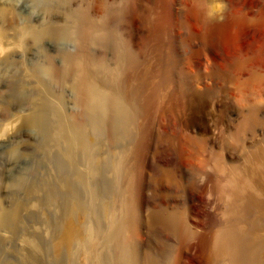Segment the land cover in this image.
Segmentation results:
<instances>
[{
  "label": "bare ground",
  "instance_id": "obj_1",
  "mask_svg": "<svg viewBox=\"0 0 264 264\" xmlns=\"http://www.w3.org/2000/svg\"><path fill=\"white\" fill-rule=\"evenodd\" d=\"M32 1H36V0H32ZM37 1L34 2V3L36 4ZM39 1H40L41 4H44L42 6H45V4H46L45 2L46 1L47 2L51 1L50 3H52V0H49V1L48 0H46V1L45 0L44 1L43 0L42 1L39 0ZM53 1H54V3H52V4L53 5L57 4L58 7L56 8V6H54L55 7L54 8L52 6V9H55V11H57L59 13L61 12V10L58 11L59 8L60 9H62V8L65 9V7H67L66 5H68L69 8L67 7V9H70V7H71L70 5H72L73 4L72 2H74V0H64V1L61 0V2L63 1L62 2L63 4H64V2L67 1V3L65 4V7L61 6L62 7L61 8V7H59L60 6L59 4H61L60 0H57V1L53 0ZM93 1H94V3L91 2V0L88 1V2H90L88 4H91V5H89L90 8H91L92 4H94V6L92 8V9H94L93 10L94 12H92V10H90L92 13L89 11L91 14H89V12H87V14H89V15H92V14L96 15L97 14L98 16H96V17H99V14H100V17L98 19L95 18V15L90 16L91 17L90 18L89 15H87L85 13L86 9L87 8L89 9L88 4L86 6L87 8L85 9L84 6L86 4H83V6H81L82 4L80 5V3H78V2H80L79 0L77 1L78 5H77L76 2H75L76 4H73V5L74 6L77 5L76 7H79L80 10L82 8H84L85 10L82 9V12H81V11H79V9L75 10V8L73 9V7H71L72 8L71 11L65 9L67 12L64 15L62 14V12L60 13L61 17H64V19H65V21L62 20L63 18L60 19V21L62 20V23L64 24V28H65V30L62 29V31H64L63 32L64 35L62 34L64 36V38L66 37L65 32L68 34L67 35L68 38H69V36L71 34H72V36H73V34L74 35L76 34L75 36H77L76 37L77 40H75L76 38L74 39V37H70L69 38L70 40H71V38H73L75 40V42H74L73 39H72V41L74 43H76V41H77V47L76 48L74 47L75 53L74 54L72 53L73 55L72 54L70 55V52H66V54L69 53V55L66 57L67 64H65V62H63L66 65L65 68L63 69V68L56 67L57 65L53 66L54 61H56V60L54 59V61H52L51 57H53V56L50 54L51 52L47 53L45 55V59H46L45 62H47V64L44 62L46 64L45 69L48 70V72L50 74V77L52 78V79L51 78L50 79L52 81H54L55 83L56 82L59 83L60 81H63L61 79H64V83H65V79H68L67 77H69V79L67 80V81L70 82L68 87L70 85L73 86V88L75 90L74 91L75 94L74 93L73 94L76 96L77 104L79 106V107H77L79 109H76V108H74V109L80 111V107H81L82 108L81 109V113H83V112L85 113V117H86L85 120L83 119V121H81L80 120L81 116H79L81 114L78 112L79 114L77 115V113L75 112L76 110H75L74 111V114L76 113L75 116H78L80 118L76 117L75 118V120H76L75 122L71 121L72 122L71 127H66V126H64L63 123L62 124H63V126L65 128L58 127V128H60L59 130H61V134H63L62 138L61 137H56L55 135H52L53 134L52 131L55 128L52 129V125L54 123L53 124L51 123L52 125L50 126V122H49L50 118H48L49 120L46 118L47 121H48V126L46 125L47 127L43 126L46 122L43 123V124H38V122H36L35 119L34 120L31 119V121H33V122H30L29 120H27V121L24 120L26 118H23L25 123L23 121H19V119H17V121H19L18 123L16 121H14L15 123H13V120H15V119L10 121L14 126L16 125V123H17V126H18V125H20V122H21V124L23 122L24 123V127H25V124H26L27 127H29V126L32 127L33 129L32 128L31 129L34 130V132H35V130L37 131L38 129L41 132V129H40L41 127L42 128H46V133H45L44 129L42 130L45 135L44 134L43 135H39V133H38V135H39L38 136L37 133H36L35 136H38V138L40 136H43V137L45 136L44 138L42 137V139H43L42 142L44 141L43 142V146L42 147L40 146L44 153L41 152V151L40 152L44 156L47 155V157L44 158L43 160L41 159L39 162H36V160H35V163H37L36 164L37 168H35V166H34L35 164L34 165L32 164V167H34L33 171L31 172L29 170L30 171L29 175L31 177H33L32 179L30 178L29 180H33V179L36 178L35 180L38 181V182H37V184L35 183V185L33 187L28 189L27 193H28L29 199L25 200V202L27 201L26 204L25 203L22 204V202H21L22 207L21 206H19V207H21L22 209L21 208L17 209V210H20V209L22 210V212L19 211V213H23V212L25 213V211L27 212L26 213L27 215L26 214H24V215L23 214H18L19 215L18 218H19L20 223H24L25 224L24 227H26V229L28 228L26 230L23 227L25 229V231H27V234L24 232L25 233V234H23L24 237H22V235L20 237V233H22L24 231V229H22V232L19 233L18 236L20 238H24L23 240L19 239L20 242L18 241L20 247L18 246V242L16 241L18 239H14L15 240L14 242H16L15 244H17L18 247L16 246V248L14 249L13 246H15V244L12 246V248H13L12 252L13 253L12 252L9 253V254H11V256L7 255V256H9V258L6 256L7 259L5 260L4 264H63L62 261H59L61 255L59 256L58 252H57V255L59 257L55 255L56 256L55 258H57V257L59 258L58 260H55L53 258V256H50V254L51 253L54 254V252L56 250H58V249L60 251V248L63 251V248H65V247L62 248L61 244H64V243L68 244L66 249H69V252L71 251L70 248H72V247L68 248L70 246L69 243L71 241V243L73 244L72 241H74L76 239L74 237V235H76L77 232L79 233V230L76 231V228L78 229L79 227H76L78 225H75L76 224L75 222H77L80 217L79 216L76 217L75 214L82 207L84 208V203H86L85 200L82 201L83 203L82 202L80 203L79 200H78V202L75 201V200H77V198L80 195L79 192L81 193L80 188H78L75 185L78 182L74 183L73 186H72L71 182L68 181L70 179V177L68 178L69 175L72 177L71 180H73V178H74V179H77V181L81 180V178L83 179V177L85 175L88 177L87 174L82 175L83 174L82 172H85L84 169H82V170H84V171H82L81 169L76 168L77 167L76 164L78 163V157H77V155H78L77 152L78 151H76V149L77 148L79 149L78 146H80V145H76V142L74 143L73 135L78 134L77 131L79 132V135H80V133H84L88 129H90V130H92L94 132L98 131L100 128H103V127H105V128L107 127V129H108L109 125H108L107 122H105V119L107 117H109L108 121L110 120V117H112L111 118V121H112L111 125H113L112 129L114 128V130H116L117 124H118V129L121 126V124L124 125V126H121L123 129L129 127V129H127L126 134L123 133L126 130H123L120 127V129L123 130V132L121 131V134L123 133V136L125 134V136H126V137L124 136L125 138H127V136H128V138H130L131 136H129L128 134L131 133L130 132L131 129H134L133 126H135V125H132L131 121H132L133 114H135L133 109H134V107L137 104V102H136L137 99H139V97L138 98H134V99H136V101L133 99V97H135L134 95H136V89H137L136 88L137 87V83L136 82H138V80H140L142 76H146V75H143V74L139 73L140 76L137 78V75H139L138 71L142 68V67L140 68V66H142L141 62H143V60H146L144 58L143 53H142V50H143L142 47H144V44H146L145 46H147L146 37H147L148 33L145 34L142 31H146L147 29L145 30L144 27H149L150 25H152V23H154V21L156 19H158V17L160 18V16L156 15V13L154 14L156 16L152 15L153 17L147 14V17L150 16L149 19H151V17L152 18H156L158 16L156 19H153L154 21L152 23L150 22L151 21L150 20L149 21L150 25L148 26V24H149L148 20L149 19L146 18V16H145L146 12L144 14L143 10L146 9L147 7H149L148 5H149L150 0H129L130 1V5L128 4V0H127V3H126L127 5L124 6V8L127 9L128 7H130V12L128 11V13H129V15H128L129 22L128 23L130 25L128 23H122L121 25L127 24L126 25L127 27L129 25V28H127L129 30H127L126 27L123 26L125 28V30L127 31V34H128L127 37H129V38H127L128 39L127 40L128 41L127 44L125 42L121 43V41H120V46H122L121 44L125 43V45L124 44L123 45L126 47L125 50L128 51L129 50L128 47L132 46V44L134 45L135 49L133 47V49H132V51L130 53L134 52L135 54L133 53L131 55L129 53V51H128V53L131 55V57L134 56V58L132 57L134 62H137V61L140 60L139 61L140 62L139 66H138V64L134 63L135 64V68L138 67L140 69L133 68L134 66H132L131 65L132 63L130 64V62H129V60H132V59H128L127 60L128 62L125 61L126 58L130 57V55L128 54V57H125V56L123 57L122 54H120V52L125 51L124 49L121 50V51L118 50V51H120L118 53L120 55H115V56H118V57L120 56L121 59L125 58L124 61L127 62V64H126L127 66L125 65L126 69H127L126 71L132 70V71H130V73L126 72L124 70L128 74L127 75L126 73H122V75L126 74V77H125L124 75L122 76L121 73H120L122 71V69H125L123 60H120V58L118 59L117 57L115 59V56H113L114 60H120V62L117 61V64H116L117 66H115V64H114L116 62H113V65L115 67H117V68H115L112 65L117 73L113 72L115 70L112 68V66H110V63H112V62L109 63V61H108V59L111 58L112 52H116V51H113L114 48L112 47V44L114 45L116 40L119 41L121 39V38L118 39V38L114 37L116 40L112 42V40H113L112 37L113 36L111 35V32H115L116 31V33H114V35L117 34L118 32H120V31L116 30V26H114V30L113 31H111V27H110V24H112V22L114 21V20L112 21L110 19L119 15V13L116 14L115 11L111 10V9L114 10L117 6L114 7V8L111 7V9L109 8L107 10V12H106L105 10H106V8H108L107 4H109L112 0L111 1L93 0ZM113 1H116V0H113ZM113 1H112V3H114ZM122 1H124V0H122ZM157 1L158 0H156L155 2H157ZM201 1L198 0L197 1L198 4H199V2L201 3ZM69 2H71L70 5L68 4ZM161 2H163V1L161 0ZM166 2H167V0H166ZM166 2H163V4L166 3ZM170 2H172V0ZM173 2H175V1H173ZM173 2H172V4H173ZM50 3L49 4L47 3L46 6L50 7ZM83 3H84V0H83ZM117 3H119V2H117ZM124 3H125V1H124ZM124 3L123 4L121 3V4L125 5ZM202 3L204 4L203 5L204 7H201L203 9V11L200 10L201 8L200 9L198 8L199 6L198 7L196 6L197 7L196 9H192V7L195 6V4L192 5L190 3L192 5V7H188L187 6L188 9L190 8V10L188 11V15H187V18H189V19H187V20L190 21V23L188 25H190L193 28V31L191 30V32H194V33L196 32L197 33V34L195 33V35L193 34L194 37L195 36L197 37L200 34L199 35L200 37L198 36V38L200 40L197 39L196 37H195L196 38L195 40H198V42L199 41L200 42H202V41L204 42L205 41V44L208 43V40H210V39L212 41L214 39H216V41H217L216 49H220V51H219V54L212 53V55L213 56L214 55H218V58L221 61L222 60H226V59H227V61H229L231 59L232 60L235 59V62L234 61H229L228 62V63L231 62L232 64L235 63V65H233V66H235V69L234 68H232L233 70L229 69V72H228L229 76H227L228 74L224 76L223 74H225V73L223 72V74H222V72L220 71L221 72L220 74H222L224 77H226V76L228 77V78L227 77L224 78V81H222L223 83L221 82L222 86L219 87V89L220 88L221 89L224 88L223 90H225V94L224 93L221 94L220 92L222 90L220 91L218 88H217L218 89L217 90L215 88V86L213 87V89L215 88L216 91H220V92L219 93L215 92V90L213 91L212 89H211L212 91H210V88L213 85H211V87L210 86H208V87L205 86L206 84H209L210 81L204 85L202 83V80H200V82L202 84H200V82L198 81L200 78L198 80L197 79L195 80L194 77L193 78L191 77L192 78L191 81L193 83L190 84V83H187L188 81H186L187 84L184 85L185 86L184 87L182 84H180V82L181 83L183 82V81H180L182 78L179 80L180 82L177 79V82L180 85H182V87H184V89L179 88V90L178 89L176 90L175 87H174L175 92L178 95L175 93L177 95V97H176L175 94L173 96H175V98L178 101H176L177 103L175 102L176 104L173 103V102L171 104L170 103L169 104L173 106V107L171 106V109L174 110V111H171V112H173L174 114L177 112L176 113L177 115H174V116H177L178 118H181L182 121H183L182 123H185L188 126H189L190 123L193 124L195 122H198V121H195V122H192V121H194L193 120L194 117H199L200 121L198 122L199 124L197 123L198 124L197 127L201 128L202 130L197 129V131L200 130V132L203 131V133H204V131L207 130V133H208V126L211 124L210 125L211 128L213 129V127H215L216 130H210V131L215 132V134H216V132L218 131L217 128H220L218 136H216V135H214V133L212 134L210 132V135H211L210 136V142L213 141L212 142L213 146H215L218 150H220V154H219L217 149L216 150H217L218 154L216 152L213 153V151L215 150V149L213 150V148H215V147L212 146V150L213 151H209L210 149L208 150V146H206L207 148L205 150H208L207 152H209V156L205 157L203 153H202L201 156H200V154L198 155L197 154L198 152H196L194 150H196L195 148H197V146H198V149H199L200 146L197 145L195 147L193 145L194 146V149H193V147L191 145V142L189 143L188 139L185 140V138L187 137V134H189L191 132V131L190 132L188 131L189 127L191 128V126H195V124L194 125L191 124L187 128L188 130L187 129L186 130H182V132L183 131H186V132L188 131L189 132V133L188 132L185 133V135H184L185 137H184L183 135L180 134L179 131L176 132V129H175L176 127L175 128L173 127V125H175L177 122L174 123V124L171 123V122H173V120L171 119L172 120L171 121L170 118L173 117V119H175L176 117L172 116V117L168 118L170 121L167 119V117L162 119V120L160 119L161 117H165V116L169 117L170 116L169 113H167L168 115L165 114L164 116H161V114H160L161 117L160 116H159L160 118L158 117L159 121H156V122H158V124H159V126L161 128L159 130V132H152L151 129L155 130V128H153V127L151 129H149V130H147L148 128L146 130H144L142 128L144 125L140 127L139 125H142V124L139 122L140 124L138 125V127H139V129L142 128L143 131L140 130L141 133L139 132L140 136L138 137L137 142L135 144H133L135 140L133 141V143H131V141L127 140L128 142H130V144H133V145L130 146V144H129V146H130L129 147L126 144V146L124 148L125 143H127V141H125V143H123V145L121 144L123 146V148H124L122 151L119 150L118 147H117L118 149L115 147V149L117 151H120V153H116L115 156L120 154L121 159L119 158L120 157L119 155L116 157L115 162L118 161V162H116V163H118V166H116L117 167V171H115L114 173H109V174H112V175L115 174V173L117 174V173H119L118 171H120L121 174L119 173L120 177L116 175L119 178H117L114 175V178H117V181L116 182L114 181L116 179H113V181H112V182H115V184H116L114 186V188H115L117 186L118 180H120L119 183H118L120 185V186L118 185V188H117L118 190L115 189L119 193V195H117L116 198L114 197L112 202L110 201L111 202V207L110 206L107 207L105 205L107 208L110 207L109 208L110 209L109 212L111 213L110 215L107 214L108 211L107 212L105 211L106 214H107V218H108V215L110 216L107 219V220L110 219V221H109L110 225H108L109 227H105L104 226L105 227L104 228L103 227L104 224H102V222L100 221V223H101L100 225H102V226L99 228L95 224L97 227L94 225L96 228L94 226H93V228H95L96 230L94 231L93 228H92L93 231H91V232H94V234H93L94 236H92V237L89 236V237L93 238L91 240L92 242L91 243L90 242H85L84 244H82L83 242L81 243L82 246H83L82 250H84L83 254L85 253L86 256H87V259H85V260L87 261L89 259L88 261H89L90 264H264V0H204V1H202ZM157 4H158V2H157ZM159 4H161V3H159ZM163 4H162V8H163ZM169 4H167V5H169ZM178 4L181 5V0H180V3H179V0H178ZM114 5L115 4H113L111 6H114ZM196 5H197V3H196ZM222 5L226 6V10H225L224 13H221L222 12V8H221ZM108 6H110V5H108ZM200 6H202V5H200ZM158 7H160V6H158ZM165 7H164V9L166 10L167 7L166 8ZM45 8L46 7H44V8L42 7V11H43L42 13H44V11L46 10ZM121 8H122V6L118 7L119 11H120ZM124 8L122 10H126ZM135 8H137V10H135ZM170 8L171 7L169 6L168 10ZM182 8H183V5H182ZM220 8H221V10H220ZM148 9L146 10L147 12H150L152 10V13H153L154 10L156 11V8L152 9L151 6ZM185 9H187V8H185ZM65 10L63 11V9H62L63 12H65ZM163 10H161V11L159 10L160 12L157 11V13H159V15H160L161 12L165 13V10L164 11ZM168 10H166V12H169ZM49 11H50V9H49ZM49 11H45V12H49ZM102 11L103 12L105 11V14H103ZM116 11H118V10H116ZM171 11L172 10H170V13L173 12V11L172 12ZM196 11L199 12V13L201 12V14L203 13V15H202L203 18L201 17V15L196 14L197 13ZM185 12H186V10H185ZM219 12L222 14V16H221V14ZM49 13L51 14V12H49ZM114 13L116 15L111 17V15L114 14ZM121 13H122V11H121ZM124 13L128 14L127 11H124ZM152 13L150 12V14H152ZM170 13H165V14L162 13L163 14L162 17L164 15L166 16V14H167V16H169L171 18L172 16H171ZM44 14L49 16V14H47V13H44ZM101 14H103V15H101ZM177 15L179 16L180 14L178 13ZM2 16H3V18H2ZM2 16H0V54L1 55L4 54L5 55V56L3 55L4 58L7 59V57L10 56L9 58H11V55L14 54L13 51L11 50L12 49L11 47L17 46V44L19 45L20 41L22 40V38H20V36L19 37L17 36V35H19V34H17L18 30H21V29H19V27L17 28L16 26L15 27L13 26L14 29L17 28V29H15L17 32L15 30H11L12 29L11 28L12 24L14 23L13 22L14 14L12 12H10V13L7 12L6 14H3ZM53 16L54 15H52V17ZM92 17H93V19H92ZM119 17L122 18L123 20L126 19V18H123L124 17L123 14H122V17L121 16H119ZM220 17H221L222 21L218 19ZM94 18L96 20H94ZM208 18H209V20H208ZM14 19H18V18L15 17ZM165 19L168 20L167 18H165ZM185 19L186 18H184L183 20L185 21ZM211 19H213V20L214 19H216V20L218 19L221 22L220 23H215L214 22V23L210 24V22H212V21H210ZM19 20H21L20 22H23L22 19H19ZM116 20H118V21H116ZM119 20H121V19H118L116 17V19H115L116 22H114V23L115 24L117 22L120 23ZM159 20H160V22L164 21L163 19L162 20L159 19ZM159 20H156V21L158 22ZM205 20L210 21V22H207ZM17 21L18 20H16L15 22L17 23ZM54 21H56V20H54ZM109 21H110V23H109ZM135 21L137 22V25H136ZM171 21L172 20L169 19L168 22L170 23ZM188 21L185 22V23H188ZM41 22L43 23L44 21H41ZM57 22H58V19H57ZM165 22H163L164 25L167 24V21H165ZM182 22H180V23H182ZM65 23H67L66 26H65ZM37 24H38V22H37ZM37 24H35V25H37ZM43 24H45V23H43ZM56 24L54 23V25H56ZM140 24H141V26H140ZM158 24H160V23H158ZM161 24H162V22H161ZM161 24H160V27L162 28L163 25H161ZM14 25H17V24H14ZM47 25H48V23H47ZM51 25L50 26L48 25V26L52 27L53 25L52 26ZM60 25L61 24H59V26ZM116 25H119V24H116ZM155 25H156V22H155ZM155 25H153V26H155ZM171 25L173 26L174 24H171ZM183 25L181 24L180 27L183 26ZM27 26L30 27L29 23H28ZM42 27H43V25H42ZM42 27H41V31L44 30V29L42 30ZM157 27H156L157 29H160L159 25ZM166 27H164L163 29H160V30L162 31ZM24 28H25V26H24ZM174 28H176V27H174ZM174 28H172V29H174ZM192 28H190V29H192ZM25 29H24V31H25ZM184 29H186V27H184ZM188 29H189V26H188ZM27 30L32 31L33 29L29 28ZM60 30H58V28H57V29H55L53 31L52 30H49V31H51L52 35L53 34L57 35ZM139 30L141 32H139ZM154 30H156V29H154ZM30 31H29V33H30ZM49 31L47 30V32H49ZM123 31L124 30H122V33H125ZM170 31H171V29H170ZM37 32H40V31L37 30ZM44 32H43V34H44ZM47 32H45V34ZM155 32L157 33V31H155ZM32 33H36V32H34V30H33ZM20 34H22V33L20 32ZM25 34H26V32H25ZM39 34L41 35L42 33H39ZM49 34H47V35L49 36ZM59 35H60V33L58 34V36ZM63 36H61V37H63ZM194 37H193V39H194ZM149 38H148V40L152 41L151 40L152 37L150 39ZM166 38H167V36H166ZM166 38H165V40H166ZM184 38H186V37H184ZM208 38H210V39H208ZM51 39H53V38L51 37ZM66 39H67V37H66ZM122 39L124 41V38H122ZM201 39H202V41H201ZM29 40H31V38ZM48 40H49V38H48ZM59 40H61V39H59ZM160 40L162 41L163 39H160ZM168 40L166 42H168ZM179 40H180V38H179ZM34 41H35V39H34ZM185 41H187V40H185ZM22 42L24 43L23 40H22ZM203 42L200 43V44L202 45ZM214 42H215V40H214ZM29 43H32V42H29ZM53 43L55 44V42H53ZM130 43H131V45H130ZM188 43H189V41H188ZM56 44H55V46H56ZM66 44H67V41H66ZM205 44L202 45V48H203V46H206ZM212 44H214V43H212ZM24 45L25 44H22L21 47L24 46ZM32 45H34V44H32ZM61 45H63V44H61ZM209 45L211 46V44H209ZM63 46H65V45H63ZM72 46L73 45L71 44V46H70L71 50H72ZM151 46H153V45H151ZM184 46H185V44H184ZM21 47H19V48H21ZM28 47L29 46H27V48ZM31 47H33V46H31ZM154 47H155V44H154ZM154 47H153V51L155 50ZM165 47L163 49H165ZM187 47H190V46H187ZM211 47H213V46H211ZM17 48H18V46H17ZM40 48L43 49V46L42 47L40 46ZM92 48L95 49V51H93ZM116 48L118 49L119 46H116L115 50H117ZM160 48L162 49V47H159L158 49H160ZM173 48L175 50L174 46H173ZM194 48H195V46H194ZM214 48H215V46H214ZM23 49L26 50V47L23 48ZM96 49H97V53H98V51L99 52L102 51L100 53V55H97V54L95 55L94 54L96 52ZM109 49L112 52H109L110 51ZM119 49H121V48H119ZM149 49H150V47L147 48V49H144V50L149 51ZM199 49H201V48L199 47ZM216 49H212V50L215 51ZM106 50H109V51H107L108 52V56L110 55L109 57L106 56L107 55L106 54ZM130 50H131V48H130ZM144 50H143V52L145 53ZM188 50H186L185 53H189V52H187ZM208 50H209V48H208ZM10 51H12V52L9 55ZM63 51H69V50H63ZM127 51H125V52H127ZM167 52H168V50H167ZM247 52L250 53V57H248L249 53H248L247 56H245V54H247ZM62 53H64V52H62ZM141 53H142V55H141ZM146 53L148 54L149 52H146ZM171 53H172V51H171ZM185 53H183V54L185 55ZM193 53H194V51H193ZM197 53H196V55L193 54V56H197V55L199 56L200 55L199 54L200 52H197ZM202 53H204L205 55H208V53L206 52L207 53L206 54L205 51L202 52ZM32 54H35V53L33 52ZM48 54H50V56H47ZM125 54L127 55V53H125ZM152 54H153V52H151V50H150L149 55L152 58H155L156 56L153 57L154 54L153 55ZM168 54H170V53H168ZM1 55H0V60L3 58V56L1 57ZM140 56L141 57L143 56L144 59H142V58L140 59ZM161 56H159V58L157 56V58L160 59ZM151 57H148V59H150ZM169 57H167V59ZM246 57H248L249 60H247L248 58L246 59ZM9 58H8V61H9ZM136 58L138 60H136ZM188 58L187 59L184 58V59L188 60ZM6 59L4 61L1 60V62L3 61L2 63H4L5 61H7ZM64 59H65V57H64ZM148 59L146 60L148 65H149V62L153 63V61L148 60ZM158 59H156V60H158ZM171 59H173V58H171ZM210 59H212V58L210 57ZM11 60H13V58H11L9 62L8 61H7V63L5 62L7 64L6 65L7 68L9 66L8 63H10ZM174 60H175V58H174ZM182 60H183V58H182ZM205 60H207V58L204 59V61ZM216 60L217 59H215L214 62H218L219 63V61L218 60L216 61ZM51 61L53 62V64H52ZM162 61L163 60H161V62ZM164 61H165V58H164ZM169 61H170V58H169ZM198 61H199V59H198ZM161 62L159 61L158 63H156V61H154L153 64L155 65V63H156V64H158L157 66H162V65H160ZM208 62H209V59H208ZM203 63L204 62H201L200 64L203 65ZM225 63H222V64H225ZM228 63H227V65H228ZM10 64H12V63H10ZM14 64H15V62L12 65H10L11 68H13V69H14V66H13ZM119 64L122 65V69L121 70L119 69V68H121L120 67L121 65H119ZM176 64H178V61H177ZM220 64L219 65L216 64V65L222 67ZM31 65H32V63H31ZM150 65L153 66L152 64H150ZM164 65H165V63L163 64V66ZM213 65H214V63H213ZM3 66L4 65H1V67H3ZM123 66H124V68H123ZM173 66H175V63H174ZM228 66H227V68H228ZM194 67L195 66L192 67L193 70L195 69ZM231 67H232V65H231ZM11 68H10V70L12 71ZM22 68H24V67L22 66ZM25 68L27 69V67H25ZM147 68H149V69L151 68L153 71L149 70V69H148V71H152V72H154V70L156 69L157 73H155V72L154 73L156 75L158 74L157 76H160V75H162V73H165V72H163V70H157V69H160V68H156V66H154V69H153V67H150V66H147ZM171 68H172V66H171ZM181 68H182V66L180 67V69ZM42 69H44V67H42ZM143 69H145V66L142 68V70ZM166 69H167V67H166ZM207 69L208 68H206L205 70L207 71ZM178 70H179V68H178ZM185 70H186V68H185ZM188 70L190 71L189 68H188ZM199 70L202 71L201 69H199ZM199 70H198V72H199ZM218 70H219V68H218ZM226 70H228V69H226ZM27 71L29 72V74L25 73V72L20 74V71H19V73L17 72L21 76L20 79L18 78L21 81H18V83H16L17 80L16 81L14 80L15 83H16L14 85V86H16V87H14L16 89L15 93H17V97H18L17 99L19 100V102L21 101L20 102L21 105L18 102H17L18 104L16 103L19 107L24 105V104L26 105V102H30V100H34L35 99L34 97L36 95H37V97L40 96V94L38 96V94H37L38 92L37 91H36L37 93L35 92L36 94L34 96V94H33L34 92H33L32 94H33L34 97H32L33 99L29 100V97L31 96L30 92H32L31 90L33 88H35L34 84L36 82V81H32L33 79H31V78L32 77L34 78L36 76H33L34 73L31 72L30 70L27 69ZM45 71L46 70H44V72ZM143 71H142V73H146L147 69H146V72H143ZM8 72H9V70H8ZM179 72H180V70H179ZM183 72H185V71H183ZM187 72H185V73H187ZM210 72H211V70H210ZM210 72L208 74H211ZM118 73H120L119 74L121 76L120 79L125 77V80L123 79L125 83H124L123 86L121 84V86H122L121 88L120 87L118 88L116 86H119L118 84L119 83H123V82L119 81L117 83V81L111 80V79H113L112 77H114L115 74H118ZM147 73H150V72H147ZM40 74L42 75V73H40ZM113 74H114V76H112ZM150 74H149V76H150ZM187 74H189V73H187ZM19 75L16 76V77H19ZM189 75H191V74H189ZM206 75L207 74H205V77H206ZM154 76H153V78H154ZM162 77H165V74ZM168 77H166V78L169 81L170 77L169 78ZM188 77H190V76H188ZM216 77H214V78H216ZM36 78H38V77H36ZM146 78L143 77L144 80ZM157 78H155V79H157ZM166 78H161V79H166ZM171 78H170V81H171ZM148 79H149V81L151 80V78H147L146 80H148ZM159 79H158V81H159ZM161 79H160V81H161ZM217 79H218V77H217ZM220 79H223V78H220ZM175 80L176 79H173L172 81L176 82ZM182 80H185V79H182ZM14 81H12V82H14ZM67 81H66V83H68ZM149 81H148V83L151 82V81L150 82ZM154 81H156V80H154ZM158 81H156V82H158ZM160 81H159V84H160ZM168 81L166 82V87L168 86L167 83L169 84ZM44 82L42 81V83H44ZM163 82L164 81H162V83ZM55 83H53V86L55 85ZM58 83H57V85H59ZM66 83H65V85H66ZM116 83H117V85H116ZM210 83H212V82H210ZM13 84L14 83H12V85ZM61 84H60V86H62ZM161 84H160L159 88L161 87ZM141 85H143L144 88L146 89V91L143 92V93H145L144 95H143V93H141L145 97V95L148 93L147 92V88L148 87H146L147 86L146 84H145L146 86L144 84H140L141 92H142V89H143V87ZM151 85L153 86V84H151ZM154 85L156 86V83ZM175 85L178 86V84H174V86ZM198 85H200V87ZM217 85H219V84H217ZM217 85H216V87H217ZM45 86L47 88L48 85L45 83ZM157 86H158V84H157ZM163 86L165 87V84ZM201 86H203V87L201 88ZM11 87H13V86H11ZM50 87H52V86L50 85ZM50 87H49V89H50ZM168 87H169V90L172 89V88H170L171 86H168ZM62 88H63V86H62ZM62 88H61V90H62ZM149 88H151V87H149ZM149 88H148V90H149ZM153 89H154V87H153ZM165 89L166 88H164V90L161 89L162 93L159 92V93L162 94V96H163L164 93L166 95ZM198 89H200L201 91H199ZM46 90H48V89H46ZM51 90L53 91L55 89H51ZM155 90H157V89L155 88ZM34 91H35V89H34ZM157 91H155V92H157ZM163 91H164V93H163ZM137 92H139V91H137ZM222 92H224V91H222ZM54 93H57V92H54ZM169 93H171V92L169 91ZM29 94H30V96H29ZM61 94L63 96L64 93H61ZM73 94L71 93V95H73ZM150 94H153V93H150ZM161 94H160V96H161ZM41 96L39 97V99L41 98ZM45 96H44V99H42L43 97L41 98L43 102L45 100ZM68 96H70V95L68 94ZM158 96H156V97L158 98ZM169 96L170 95H168V97ZM47 97H46V100H48V98H49V97L48 98ZM52 97L50 96L49 99H51ZM54 97H56V95ZM74 97H73V99H74ZM150 97H151V95L149 96V99H150ZM180 97H181V99H180ZM70 98H71V96H70ZM169 98H168V100L171 102L172 99L171 98L169 99ZM175 98H173V101H174ZM39 99H38V101H40L39 103L42 104L41 99L40 100ZM140 99L142 101L144 98L142 99V97H140ZM146 99H148L147 96H146ZM27 100H29V101H27ZM76 100L74 99V104L76 103ZM139 100H138V102H139ZM151 100H152V98L150 99V102H152ZM165 100L164 101L161 100L162 102L159 100L157 102H161V104H162L161 106H164L166 103H168V100L166 101V103H165ZM225 100L226 101L229 100V102L225 103L226 102ZM230 100H233L236 103H238L237 108H239V107L242 108L241 105H243L242 109H245L244 106L246 105L248 107V109H249V106H250V109H251V111L249 109L250 112L243 110L245 114H246V112L248 113L247 114L248 118L245 116L242 120L240 119L241 122L237 121V122H240L239 124H237L236 121L234 120L235 117H236L235 115H234L235 116L234 119H232V116L231 117L228 116L231 113L226 112V111H228V107H229L230 103L233 102V101L230 102ZM35 102H37V101H35ZM46 102H48V101H46ZM32 103H33V101H32ZM37 103H36V105H38L37 108L40 107V109L44 110V107L41 108L42 106L41 105L39 106V104H37ZM129 103L131 105H132V103H135V104H133L134 106L132 107L133 108L132 110H131V107H130ZM148 103H149V100H148ZM163 103H165V104L163 105ZM236 103H234V104L236 105ZM52 104L53 103L49 101V104L46 106L47 108L45 107V109H46L48 114L46 115V112L42 113L43 114V116H42L43 118H44L45 115H46V117L47 116L52 117V115H53V118H54V117H56L58 115L60 116V114H62V113L64 114L65 111L62 112L63 108L60 110V109H58L60 107H58V106H57L58 108L56 106L54 107L53 106L54 104L53 105ZM139 104H141V105H139V107L141 106L140 107V109H141L143 107L142 105H145L147 103L143 104V103L139 102ZM155 104H157V103H155ZM169 104H167L166 108H168ZM29 105H30V103L27 104V107ZM147 105H146V109H147ZM216 105H219L220 108H218V106L216 108ZM30 106L33 107L32 105H30ZM43 106H45V102H44ZM70 106H73V105H70ZM151 106H152L151 104H150V106L148 105V107H150V109L149 108L147 109V113H150L149 111H151V108H153ZM156 107L158 108V106H156ZM174 107L176 108V110L174 109ZM233 108L234 107L232 106V109ZM237 108L235 107V109H237ZM40 109H37V110H40ZM142 109H144V108H142ZM142 109L140 110L139 113H143L144 110L142 111ZM169 109H170V107H169ZM229 109H230V111L232 110L231 108H229ZM248 109H246V110H248ZM29 110H31V112L33 111L30 108L28 110H26V111H29ZM37 110L35 109V111H33V113H31V114H33V117L36 116V115L34 116V113L37 112ZM161 110L164 111L163 108ZM60 111H61V113H60ZM233 111H234V109H233ZM237 111H238V109H237ZM243 111H242V113H243ZM38 112L41 113V111H38ZM168 112H170V110ZM40 113H39V115H40ZM144 113L146 114V110L144 111ZM235 113L237 114V112H235ZM66 114H67V112H66ZM39 115L37 114V116H39ZM73 115H70L71 119H73V117H74ZM156 115H157V112H156ZM59 116H58V118L61 120L62 118H60ZM136 116L137 115H135L133 117L135 118ZM139 116H143V114L142 115L139 114ZM139 116H137V119L139 118ZM157 116H156L155 119H158ZM61 117H62V115H61ZM43 118L41 120H43ZM82 118H84V117L82 116ZM134 118H133V120H134ZM147 118H149V117L147 116ZM56 119H57V117H56ZM59 119H57V121H55V120H52V118H51V120L53 122L55 121V125L63 120L62 119L60 121ZM67 119H69V117ZM77 119H79V120H77ZM140 119H141V117H140ZM181 119L178 120L179 121L178 123H181ZM230 119L234 120L235 123L237 124L235 127L233 125V128H234L233 130H231V128H229V125H231L230 124ZM58 120H59V122H58ZM113 120L117 122V124L115 122L116 125H114V123H113L114 121ZM150 120L152 121V119H150ZM44 121H46V120H44ZM73 121H74V119H73ZM68 122H70V121H68ZM123 122L125 124H127L128 122L131 123L130 125L132 127H130L129 123L127 124L129 126L126 127L125 124H123ZM142 122L144 123L145 121L142 120ZM147 122H149V121H147ZM153 122H155V121L153 120ZM153 122H151V123H153ZM4 123L6 124V122H4ZM7 123H8L7 124L8 126L12 125L11 123H10L11 125H9V122H7ZM103 123L107 124L108 126L107 125L103 126ZM119 123H120V125H119ZM60 124L61 123H59V125ZM185 124H184V127H185ZM150 126H149V128H150ZM179 126L182 127V125H178L177 128H179ZM138 127L136 126V129H138ZM184 127H182V129H185ZM11 128L13 129V127H11ZM15 128H17V127H15ZM18 128L21 129V125ZM105 128H103V129H105ZM195 128L196 127H194V129ZM4 129H5V127H4ZM75 129H76V132H75V134H73L74 133L73 131H75ZM109 129L107 131H109ZM139 129H138V131H139ZM209 129H210V127H209ZM106 130H104V131H106ZM128 130H129V133H128ZM157 130H158V127H157ZM111 131H110V133H111ZM117 131L118 130H116V132L112 131V134L114 132L115 135H116L117 133H119V131L118 132ZM131 131L134 132L135 129L131 130ZM174 131L176 133L179 132V134L182 137L181 136L180 137H176L178 135H176L174 133ZM15 132L17 134V131H15ZM22 132L24 133L25 131H22ZM98 132L100 133V131H98ZM192 132H193V130H192ZM200 132L198 131L197 134L199 135ZM89 133L90 132L88 131V135H89ZM104 133L106 134L107 132H104ZM104 133H102V134H104ZM137 133L138 132L136 131L134 134H137ZM207 133H204V134L207 135ZM49 134H51V135H49ZM115 135L113 134L112 136L116 137L118 134L116 136ZM52 136H54V137H52ZM81 136H83V134ZM112 136L111 137L108 136V137L112 139L113 138ZM119 136L121 137L120 134H119ZM123 136L121 137V139L123 138V140H124L125 138ZM20 137H21V135H20ZM55 137L56 138H60V140H61L60 142H62V143H58L57 140L55 139ZM102 137H105V136L103 135V136H101V138ZM120 137H118V138H120ZM193 137L195 138V136H193ZM197 137H199V136H197ZM99 139H100V137H99ZM114 139H117V138H114ZM131 139L132 138H130V140ZM203 139L204 138H202V140L200 142V145L202 144ZM230 139H233V140L230 141ZM39 140H41V138H39ZM123 140H120V141H123ZM104 141L108 142L107 139L104 140ZM109 141H110V139H109ZM111 141L109 142V144L111 143ZM114 141H117V143H118V140H114ZM114 141H112V143H114ZM190 141H192V140H190ZM103 142L99 141L98 143L101 144ZM230 142H232V143H230ZM80 143H82V141ZM77 144H78V142H77ZM91 144L93 145V143H91ZM212 144H210V145H212ZM30 145H31V143H30ZM83 145H85V144L82 143L81 146L83 147ZM210 145H209V148H211ZM86 146H87V144L83 148L85 149ZM98 146H99V144H98ZM28 147H29V145H28ZM101 147H102V145H101ZM89 148H91V150H94V148H92V147H89ZM204 148H202V149H204ZM100 149L101 148L99 146V150ZM86 150H87V152H85V153H88L86 155L91 156L92 154L89 155L91 150L90 151H88L89 149H86ZM200 150H199V152H200ZM40 152H37V153L39 154ZM202 152H204V151H202ZM210 152H212L213 155H215L214 157L216 159L213 157L214 159L212 160V158H211L212 154ZM78 153H80V152H78ZM83 153H84V150H83ZM91 153H92V151H91ZM101 153H102V150H101ZM93 154H94V152H93ZM43 155H41V156H43ZM100 155H102V154H100ZM207 155H208V153H207ZM109 156L112 157L111 154ZM38 157H40V156H38ZM209 157H210V159H209ZM88 158H92V156L88 157ZM117 158L120 159V163H119V159H117ZM33 159L34 158H32V160ZM208 159L212 160V161H209ZM81 160H83V159L81 158ZM86 160H87V158H86ZM37 161H38V159H37ZM79 161H80V159H79ZM100 161L102 162L103 160L100 159ZM97 162H99V161H97ZM147 162L151 163L150 168L148 167L149 170L147 169L148 172L151 173V175L148 174L150 177L148 176V178L145 179V180L149 181V182L145 181V183H147V185H148L147 188L149 189V195L146 193L147 196H145V192L146 191L143 192V190H147V189H145L147 185H145V187H144V183H143L144 181L143 180H144V176L145 175H141V173L143 174V172L140 171V168L142 170L143 169L142 168V165H143L142 163H144V166H145L147 164ZM107 163H105V164H107ZM116 163L114 164V167H115ZM94 164H97V163H94ZM110 164H112V163H110ZM86 165L87 164H85V168H86ZM107 165L109 166V164H107ZM97 166H98V164H97ZM210 166L212 167L213 170L209 169ZM25 167H27V166H25ZM114 167H113V170H114ZM41 168L44 169V172L42 170H40ZM31 170H32V168H31ZM109 170H112V169L109 168ZM40 171H42V173H40ZM94 171H96V169ZM143 171H145V168H144ZM159 171H161V172H159ZM61 172H63V173H65V172L68 173L69 172V173H68V176H66V173H65L64 174L65 177H64V175L61 177L60 175H58V173L60 174ZM105 173H106V171H105ZM27 174H28V172H27ZM21 176H23V175H21ZM28 176L26 177L27 179H28ZM98 177H100V176L98 175ZM108 177H110V176H108ZM146 177H147V174H146ZM122 178H123V180H121ZM18 179H20V178H18ZM21 179H23V178H21ZM24 179H25V177H24ZM27 179H25V180L27 181ZM104 179H106V178H104ZM17 181H19V180H17ZM23 181H22V183H26V185H27V182L26 181L23 182ZM36 181H34V182H36ZM81 181H80V183H81ZM93 181H95V180H93ZM107 181H110V179H107ZM122 182H123V184L121 185ZM33 183L30 182L31 185ZM105 183L107 184L108 182H105ZM14 184H17V185L19 184V188H23L24 187V186H22L23 184H21V180L19 181V183L18 182L15 183V181H14ZM17 185H15V186L18 189ZM26 185H25V188L26 189L29 188V186H28L29 184L27 186ZM84 185H82L83 186L82 188H84ZM94 185H96V183ZM97 185L100 188V182ZM97 185L96 186L92 185L93 186V187L91 186L92 190L95 191V188H97ZM20 186H22V187H20ZM104 186H105L104 187V190H105L107 185H104ZM68 187L71 188V189L68 190L69 192L71 190V193H69V196L71 198L75 199V200L72 199V201H74L76 204L74 202H72V203H74L75 208L78 207L77 208L78 210L76 211V213L72 212V210L70 209V208H72V207H70L71 206L70 205V203H71L70 199H69L70 203L68 202L70 210L67 209L68 207H66L65 209L67 210V213L65 212V215L64 214L62 215V213L57 215V213L55 212L56 209H54V207H53V210L56 213L57 218H58V216H61L60 217L61 218L60 219L61 220V225L58 224L57 226L58 227L59 226H63V227H61V230L59 231L58 234L56 233L57 229H55V230L53 229L54 232H52V234H51L52 236L50 235L51 236L50 238H53L52 240H54V241H52L50 238H48V240H47V237L43 238V236L47 235L48 233L47 234L42 233L43 232L42 229H44L43 228L44 225H42V222L40 221L41 219H38V217L36 216L35 212H37L38 209L39 210L43 209L42 206L48 205V202L51 203L52 201H54V200L49 201L50 200L49 198L51 197L53 192H55L54 194H57V193L63 192ZM100 190L101 189H98L96 191L98 192ZM102 190H103V188H102ZM38 191L43 192L44 197L47 196L45 198L46 199L48 198V199L47 200L45 199V202L43 200L40 201L38 199V197H37V192ZM105 191H107V190H105ZM108 191H107V194H108ZM110 191H111V189H110ZM12 192H14V191H12ZM21 192H22V190L20 191V193ZM97 192H94V193H97ZM114 192L115 191L113 190V192L111 191L110 193H114ZM180 192H182V193H180ZM14 193L16 194V191ZM102 193H104V192H102ZM110 193L108 195H106V194H104V195L105 196H109ZM118 193L115 192L114 195H116ZM140 193H141V195L144 193V195L141 196ZM65 194H67V193L65 192ZM92 194L89 195V196L91 197ZM18 195H19V192H18ZM96 195L93 194V196H95V197H96ZM98 195L100 196L101 194H98ZM114 195L112 194V196H114ZM55 196H57V195H55ZM55 196H53V197H55ZM81 196L82 195H80V197ZM84 196L85 195L82 196L81 200L83 199ZM101 196H103V194ZM15 197H17V195ZM18 198H19V196H18ZM84 198H86V197H84ZM96 198H98V196ZM102 198L106 199L105 197H101V199ZM144 198H145L146 201H144ZM51 199H52V197H51ZM87 199H88V197H87ZM140 199H143V201L145 202L144 205H146V206H144V207H146V209H148L147 211H149V213H148L149 215H146L144 213V211L142 212L141 209H142L143 204H141L142 202L140 203V201H141ZM66 201H68V198H67ZM66 201L64 203H66ZM13 202H11V203L13 204ZM17 203H19V202H17ZM14 204H15V202H14ZM68 204L67 205L66 204L65 205H61V207L62 206L63 207L68 206ZM82 204H83V206H82ZM17 205H15V206L13 205V207L17 208ZM87 205L89 206L88 203H87ZM87 205H86V207H88ZM105 206H103V207H105ZM4 207H6V206H4ZM11 207L9 205V209ZM40 207H41V209H40ZM57 207H58V211L59 212L60 211H62V212L65 211V209L63 207H62V209H64V210H62V209L59 210V206H57ZM86 207L84 208V211L86 210ZM2 208L0 210V227H1L0 229H2L4 226L6 227V225H7V227H8V225L10 226V223H11V222L9 223V221H11L10 217H12L14 214H16V212L13 215L8 214L9 212L5 213V211H3ZM12 208H11V210H13ZM44 208H46V207H44ZM49 208H51V207H49ZM49 208H47L48 212L45 209V210H41L40 213H44V211H45L46 213L49 214V211L52 209V208L51 209H49ZM107 208H104V209L106 210ZM3 209L8 211L7 210L8 208L7 209L3 208ZM101 209H103V208H101ZM89 211H85V212H89ZM139 211L142 212L143 214H145V217H146V220H147V223H148V225H147L148 226L147 240H146V238H144V236H145L144 234H146V233H144V231H143V227L144 226L142 225V222L145 221V220H142V219H144L145 217H143V218L141 217L142 219L140 221L141 214H140ZM82 212H83V210H82ZM82 212H81V214H82ZM101 212H103V211H101ZM38 213H39V211H38ZM46 213H45V215H46ZM48 214L46 216V219L48 218ZM28 215L29 216L31 215L30 217L33 218V219L29 218ZM45 215H42V216H45ZM51 215H52V213H51ZM53 215H55V214L53 213ZM98 215H99V213H98ZM62 216H63V220H62ZM147 216H148L149 219H147ZM15 217L17 218V216H15ZM42 218H43L42 219V221H43L45 217H42ZM51 218L52 217H50V219H47V220H54V219H51ZM54 218H56V217H54ZM76 218H78L77 221H76ZM86 218H88V217H86ZM95 219H97V216L95 217ZM97 221L95 223H98ZM13 222H15V221L13 220ZM17 222H18V220H17ZM57 222H59V218L57 219ZM57 222H55V224ZM20 223L18 222L17 224L21 225ZM145 223H144V225L146 226L147 223L146 224ZM14 224H16V222ZM45 224H46V222H45ZM77 224H79V223L77 222ZM89 224L87 226L90 227ZM106 224H108V223H106ZM46 226H47V224H46ZM49 226H52V225H49ZM83 227H86V226H83ZM146 227H145V229H146ZM48 228L50 230V227H48ZM97 228H99V229H97ZM13 229H14V227H13ZM13 229L9 230V231L11 232V231H13ZM81 230L83 231L85 229H81ZM81 230H80L79 235H83L84 231L82 232ZM9 231L6 230V233L9 232ZM46 231L48 232V230H46ZM15 232L18 233V231H15ZM12 233H14V232H12ZM41 233H42V236H40ZM1 234H5V233L2 232ZM149 234L153 237L154 240H152L151 238H150L151 240L150 239L148 240V238H149L148 235ZM55 236H56V238H55ZM16 237H17V234L14 235V238H16ZM19 237H17V238H19ZM72 237H73L74 240H71ZM86 237H88V236H86ZM0 238L2 240V235L0 236ZM6 238H8V237H6ZM9 238H11V237H9ZM45 239H46V241H45ZM77 239H78V237H77ZM1 240H0V242H1ZM49 240H51V241H49ZM47 241H49V243ZM3 242H4V240H3ZM66 244H64V245H66ZM60 245H61V247H60ZM79 245H80V242H79ZM143 246H145V249H147V250L142 249V248H144ZM58 247H60V248H58ZM77 247H75L76 251H75V249H74V251L77 252V254H79L81 252V255H82V251L81 250L78 253ZM51 249L53 250V252H51ZM80 249H81V247H80ZM143 250H145L146 252H144ZM71 253H73V250H72ZM77 254L75 256H77ZM85 254L83 255L82 258L85 257ZM62 260H63V258H62ZM71 261H72V259H71ZM80 261H82V260H80ZM89 263H87V264H89ZM71 264H72V262H71Z\"/></svg>",
  "mask_w": 264,
  "mask_h": 264
},
{
  "label": "rangeland",
  "instance_id": "obj_2",
  "mask_svg": "<svg viewBox=\"0 0 264 264\" xmlns=\"http://www.w3.org/2000/svg\"><path fill=\"white\" fill-rule=\"evenodd\" d=\"M37 1V0H36ZM36 1H32V0H0V16H2L3 14H6L7 12H12L13 14H14V18L16 17V18H18V19H14L13 18V24H12V29L11 30H15V29H17L18 27H19V29H21V30H18V32H17V34H19V35H17L18 37L20 36V38H22V40L24 41V43L22 42V40L20 41V43H19V45L21 44H25L24 46H22L21 47V45L19 46L18 44H17V46H18V48L19 47H21V48H17V46H14V47H11L12 49V51H13V53L14 54H12L11 55V58H13V60H11V62L10 63H14L15 62V64L13 65L14 66V69L13 68H11V66L10 65H12V64H10V63H8V65L10 66H8V68H7V61H8V58L10 57H7V59L6 58H4V54H0L1 55V57L3 56V58L1 59V60H7V61H5L4 63H2L1 62V60H0V64L1 65H4L3 67H1V65H0V205L3 207V208H5V209H7L8 211H6V210H4L1 206H0V210H1V208H2V210L3 211H5V213L6 212H9L8 214H10V215H13L15 212H16V214H14L12 217H10L11 219V221H9V223H10V226L8 225V227H7V225H6V227L4 228H2V229H0L3 233H5V234H1L2 235V240H1V238H0V240H1V242H0V264H4V262H5V260L7 259V257L9 258V256H7V255H10L11 256V254H9V253H11L12 251H13V248H12V246L16 243V242H14L15 240L14 239H18V240H16L17 242L19 241L20 242V240L22 239H24V238H20L21 237V235H22V237H24V235L23 234H27V231H25V229H26V227H24L25 226V224L24 223H20V221H19V215L18 214H26L27 212L25 211V213L23 212V213H19V211L20 212H22V205H21V202H22V204H26V202H25V200H28L29 199V196H28V193H27V191H28V189H30L31 187H33L34 185H35V183L37 184V182L38 181H36L35 179H33V180H29L30 178L32 179L33 177H31L29 174H30V171L32 172L33 171V168L34 167H32V164L35 166V168H37V163H35V160H36V162H39L41 159L43 160L44 158H46L47 157V155H43V154H41V152H43V150L41 149V147L43 146V142H42V137L43 136H40L39 138H41V140H39V138H38V136L39 135H43L44 133H43V129L45 130V133H46V128H40L41 129V132H40V130L38 129L37 131L35 130V132H34V130H32L33 128L32 127H30L29 125V127H27V125L25 124V127H24V123H25V121L24 120H29L30 122H33V121H31V119L32 120H36V122H38V124H43V123H45L43 126L45 127L46 125L48 126V121H47V119L48 118H50V120H49V122H50V126L52 125V129L53 128H55V129H53V134L52 135H55L56 137H61L62 138V135L63 134H61V130H59L60 128H58V127H61V128H65L64 126H66V127H71V124H72V122H75L76 120H75V118L77 117V118H80V117H78V116H75L76 115V113H77V115L80 113L81 115H79V116H81V121H83V119L85 120V113L83 112V113H81V107H80V111L79 110H76V109H79V108H77V107H79L78 106V104H77V100H76V96L74 95L75 94V90H74V88H73V86L72 85H70L69 87H68V85L70 84V82L69 81H67L68 79H69V77H67L68 79H65V83H66V81L68 82V83H66V85H65V83H64V79H61V80H63V81H60L59 83L58 82H54V81H52L51 79V77H50V74H49V72H48V70L47 69H45V66H46V64H47V62H45L46 61V59H45V55L47 54V53H50L53 57H51V59H52V61H54V59L56 60V61H54V64H53V62H52V64H53V66L55 65H57L56 67H59V68H65V64H67V62H66V57L69 55V53H67L66 54V52H70V55L73 53H75V49H74V47L76 48L77 47V41H76V43H74L75 42V40H77V36H75L74 34H73V36H72V34L69 36V38L70 37H74V39L73 38H71V40L68 38V34L65 32V34H66V37H67V39H66V37L64 38V31H62V29H64L65 30V28H64V24L62 23V20H64L65 21V19H64V17H61V12H62V14L64 15L67 11L65 10V9H67V7H68V5H66L67 7H65V4L67 3V1L66 2H64V4L61 2V0H60V2H61V4H59L60 6L59 7H61V6H63V7H65V9L64 8H62L63 9V11L65 10V12H63L62 11V9H58V11L59 10H61V12L59 13V12H57V11H55V9H52V6L54 7V6H56V8L58 7V5L56 4V5H53L52 3H54V1L52 0V3H50V2H47L46 0V4L48 3H50V7L49 6H46V4H45V6H42V5H44V4H41L40 3V1L38 0L37 1V3L35 4L34 2H36ZM42 1V0H41ZM44 1V0H43ZM49 1V0H48ZM57 1V0H56ZM78 1V0H77ZM77 1L76 0H74V2H72L73 4H76L77 3ZM80 2H78V3H80V5L81 6H83V4H86L84 7H85V9L87 8L86 6H87V4L88 3H90V2H88V1H90V0H84V3H83V0H79ZM106 1H111V0H106ZM113 1V0H112ZM112 1L109 3V4H107V7L108 8H106V12H107V10L110 8L111 9V7H116L114 10L113 9H111L112 11H115V13L116 14H118L119 13V15L118 16H115L116 14L114 13V14H112L111 15V17H113V16H115V17H113V18H111L110 20H114L113 22H112V24H110V27H111V31H113L114 30V26H116V30L117 31H120V32H118L117 34H115L114 35V33H116V31L115 32H111V35L113 36L112 37V42L113 41H115L116 39L115 38H121L119 41L118 40H116V42L114 43V45L112 44V47L114 48V50L113 51H118V50H125L126 49V47L124 46L125 45V43L127 44V38H129V37H127V31L125 30V28L124 27H126V29L127 28H129V17H128V15H129V13H128V11L130 12V7H128L127 9L126 8H124V6H126L127 4V0H124L125 1V3H124V1H122V0H116L117 2H119V3H117L116 1H113L114 3H112ZM122 1V2H121ZM156 1V0H155ZM154 0H150V2H149V7L151 6L152 7V9H154V8H156V11L154 12L153 11V13H152V10L150 11L152 14H150V12H147L146 10L149 8V7H145L146 9H144L143 11H144V14H145V12H146V14H145V16H146V18H150V16H156V15H158V16H160V18L158 17V19H156V18H152L151 17V19H149L148 20V23H149V21L152 23L154 20L153 19H156V20H159V19H163L164 21H161L162 22V24H161V22H160V20L157 22L156 20L154 21V23H152V25H150V23L148 24V26L149 27H144V29L146 30V31H142L143 33H148V35H147V37H146V39H147V46H145L146 44H144V47H142V49L144 50V49H147V48H149L150 47V49H149V51H146V50H144L145 51V53L143 52V50H142V53H143V55H144V58L147 60L148 59V57H151L150 55H149V53H150V50H151V52H153V57L154 56H156L155 58H150V59H148V60H151V61H153V63H154V61H156V63H158L159 61L161 62V60H163L162 62H161V64L160 65H162V66H157L158 64H156L155 63V65L152 63V62H149V65H148V63L146 62V60H143V62H141L142 64V66H140V68L142 67H144L145 66V69H143L142 70V68L140 69V68H138L137 66V68H135V64L134 63H136V64H138V66L140 65V60L139 61H137V62H134L133 61V58H134V56H132L131 57V55L134 53V52H132V53H130L131 51H132V49H133V47H134V45L132 44V46H130V47H128L129 48V53L131 54H129L128 53V51L127 50H125V51H127V52H125V51H122V52H120V51H118L117 53L116 52H112L110 49V51L109 50H106V56H108V52L107 51H109V52H112V54H111V58L110 59H108V61H109V63L110 62H112V63H110V66H112L113 65V62H116V63H114L115 64V66H117L116 64H117V61L118 62H120V60H125V58H120V56L118 57V56H115V55H120V54H122V56L124 57H128V54L130 55V57L129 58H126V60L125 61H127L128 59H132V60H129V62H130V64L132 65V66H134L133 68H135V69H140L139 71H138V74L140 73V74H143V75H146V76H142L141 77V79L140 80H138V82H136L137 83V89H136V95H134L135 97H133V99L134 98H138L139 97V99H140V97H142V99L145 101H141V99L139 100V99H137V101H136V99H134L136 102H137V104H136V106L134 107V109L132 108L134 105L133 104H135V103H132V105L129 103V105H130V107H131V110L133 109V111L135 112V114H133V116H135V115H137V116H139V114L140 115H142L143 114V116H139V118L137 119V116L134 118L133 116H132V121H131V123H132V125H135V126H133V128L135 129V131L134 132H132L131 130H134V129H131L130 130V134H128L129 136H131L130 138H132L131 140H130V138H128V136H127V138H125L126 136H125V134H126V132H127V129H129V127L128 128H125V129H123L121 126H124V125H122L121 124V128L123 129V130H126L125 132H123V130L122 129H120V127H119V129H118V124H117V122L116 121H114L113 123H114V125H116L117 124V127H116V130H118L119 131V133H117L116 135L118 136V137H120L119 136V134L121 135V137L123 136V133H125L124 134V140H123V138L121 139V137L120 138H118L116 135H115V133L113 132V134L116 136V137H113L112 135V131H115L116 132V130H114V128L112 129V126L113 125H111L112 124V121H111V118L112 117H110V120L108 121V119H109V117H107L106 119H105V122H107L108 123V125L107 124H104L103 123V126L105 125H107L108 126V129H109V131H107L108 129H107V127L105 128V127H103V128H105V129H103V128H100L98 131H100V133L98 132V131H92V130H90V129H88L87 131H85L84 133H80V135H79V132L77 131V133L78 134H75V132H76V129H75V131H73L74 133L73 134H75V135H73V137H74V143L76 142V145H80V146H78L79 147V149L77 150L76 149V151H78V152H80V153H78L77 152V157H78V163L76 164L77 165V167L76 168H79V169H84L85 170V172H82L83 174L82 175H85V174H87L88 175V177L85 175L84 177H83V179L81 178V180H79V181H77V179H74L73 178V180H71L72 179V177L69 175L68 176V173H66V176H68V178L70 177V179L68 180V181H70L71 182V185L73 186V184L74 183H76V182H78V183H76L75 185L78 187V188H80V191H81V193L79 192V194L80 195H85L84 197H86V198H84L83 197V199L81 200V198H82V196L80 197V195H79V197L77 198V200H75L74 198H71L70 196H69V193H71V190H70V192L68 191L69 189H71V188H67V189H65L63 192H60V193H57V194H54L55 192H53V194L51 195V197H52V199H51V197L49 198L50 200L49 201H52V200H54V201H52L51 203L50 202H48V205H46V206H42V208L43 209H41V207H40V209L41 210H47V208H49V207H51V208H49V209H51L50 211H49V214L48 213H46L45 211H44V213H40L41 212V210H37V212H35L36 213V216L38 217V219H41L40 221L42 222V225H44L43 226V228L44 229H42V233H44V234H47V235H44L43 236V238H45V237H47V240H48V238H50L52 235V232H54V230L55 229H57L56 231V233L58 234L59 233V231L61 230V227H63V226H57L58 224L59 225H61V216H58V218H59V222H57V216H56V213H57V215L58 214H61L62 213V215L64 214L65 215V212L67 213V210L65 209L66 207H68L67 209H69L70 207H72V208H70L71 210H72V212L73 213H76V211L78 210L77 208H75V205H74V201H72V199H74L76 202H78V200L80 201V203L83 201V200H85L86 201V203H84V208L86 207V205H87V203L89 204V206L88 207H86V210L85 211H89V212H85L84 211V208L82 207L83 206V204H82V208L80 209V210H78V214L76 213L75 215H76V217L77 216H79L80 218L78 219V218H76V221H77V219H78V223L79 224H77V222H75L76 224L75 225H78V226H76V227H79L78 229L76 228V231H78L79 230V233H80V230L81 229H85V230H81L82 232H83V235H79V233L77 232V234L76 235H74V237L76 238L75 240L73 239V237L71 238V240H74V241H72L73 242V244L71 243V241H70V243H69V247L68 248H70V247H72V248H70L71 249V251L69 252V249H66L67 248V246H68V244H66V243H64V244H66V245H64V244H61L62 245V248L63 247H65V248H63V251H62V249L60 248L61 247V245H60V247H58V248H60V251H59V249L58 250H56L55 252H54V254L53 253H51L50 254V256H53V258L55 259V260H58L59 258V256H60V260L59 261H62V263L63 264H71V262H72V264H87V263H89V259L86 261L85 259H87V256H86V254H85V257L84 258H82L83 257V251L84 250H82L83 249V246H82V244H84L85 242H92L91 240L93 239V238H91L92 236H94L93 234H94V232H91V231H95L96 229V227L98 226L99 228L102 226V225H100L101 223H100V221L102 222V224H104L103 225V227L105 226V227H109L108 225H110V223H109V221H110V219L109 220H107L110 216V212H109V208L111 207V202H112V200L114 199V197L116 198V196L117 195H119V193L115 190V189H117L118 188V183H119V181L120 180H118V182H117V186L114 188V186L116 185L115 184V182L117 181V178H119L120 177V171H118L119 173H115V174H109V173H114L115 171H117V167L116 166H118V163H116V162H118V161H116L115 162V160H116V157L119 155L120 156V154H118V155H116L115 156V154L116 153H120V151H117L116 149H115V147L117 148H119V150H123L124 148H125V146H126V144L129 146V144H130V142H128L127 140H129V141H131V143H133V141H134V143L133 144H135L136 142H137V140H138V137L140 136V133H141V131H143L142 130V128L144 129V130H146L147 128V130H149V129H151L152 127L153 128H155V130L153 131L152 129H151V131L152 132H159V130L161 129L160 128V126H159V124H158V122H156V121H159V118L161 117V116H164L165 114L166 115H168L167 113H169V117L168 116H165V117H161L160 119L162 120V119H164V118H166L167 117V119L168 118H170V117H172V116H174V115H177L176 113L174 114L173 112H171V111H174V110H172L171 109V106L172 105H170L172 102L173 103H175L176 101H178L176 98H175V96H173L176 92H175V89L177 90H179V88H181V89H184V85H186L187 83H190V84H192L193 82L191 81L192 80V78L194 77V79L196 80H198L199 78V82H200V80H202V83L205 85L206 83H208L209 81L210 82H212V83H210L209 82V84H206L205 86L206 87H208V86H210L211 87V85H213L211 88H210V91H214L215 90V88L217 89H219V87H221L222 86V81H224V78H226L227 76H229V74H228V72H229V69H232V68H234L235 69V66H233V65H235V63L234 64H232L231 62V64L230 63H228L229 61H234L235 62V59L234 60H229V61H227V59L226 60H220L219 58H218V55H212V53H215V54H219V51H220V49H216V44H217V41H216V39H214L213 37V39L215 40V42H214V40L212 41L210 38H208V39H210V40H208V43L209 44H211V46H213V47H211L208 43H206L205 44V41L203 42L202 41V39H201V41L203 42V44H205L206 46H203V48H202V45L200 44V43H202V42H198V40H195L196 38L197 39H199L198 38V36L200 35H198L196 38L193 36V34L195 35V33L194 32H191V30L193 31V28L190 26V25H188L189 23H190V21H188L187 19H189V18H187V15H188V11L190 10V8L188 9V7H192V5H194L195 4V6H193L192 7V9H196L198 6V8L200 9L201 7H204L203 5V3H202V1H204V0H199V1H201V3L199 2V4H198V0H181V5L180 4H178V0H172V2L173 1H175V2H173V4H172V2H170L171 0H167V2H166V0H162L163 2H166V3H164L163 4V2H161V0H158L157 2H158V4H157V2H155ZM160 1V2H159ZM192 4H190L189 2ZM59 2V3H60ZM76 2V3H75ZM91 2H93L94 3V1L93 0H91ZM123 4H125V5H122L121 3ZM152 2V3H151ZM171 4H169V3ZM188 4H187V3ZM40 3V4H39ZM43 3V2H42ZM70 3L71 2H69L68 4L70 5ZM78 3H77V5H78ZM112 3V4H111ZM117 3V4H116ZM159 3H161V4H159ZM179 3H180V0H179ZM196 3H197V5H196ZM72 4V5H73ZM106 4V3H105ZM113 4H115L114 6H111V5H113ZM128 4L130 5V1L128 0ZM162 4H163V8H162ZM166 4V5H165ZM167 4H169V5H167ZM187 4V5H186ZM70 5L71 7H73V9L75 8V10H78L79 9V11H81L82 12V9L83 10H85L84 8H82L81 10H80V8L79 7H76L77 5ZM89 5H91V4H88V6ZM108 5H110V6H108ZM155 7H154V6ZM167 7H165V6ZM174 5V6H173ZM176 5V6H175ZM182 5H183V8H182ZM200 5H202V6H200ZM93 6H94V4H92V6H91V8H90V6H89V9L87 8L86 9V11H85V13L87 14V12H89L90 10H92V12H94L93 10L94 9H92L93 8ZM122 6V8L120 9V11H119V9H118V7H121ZM158 6H160V7H158ZM171 7L169 10H168V7ZM188 6V7H187ZM197 6V7H196ZM42 7L44 8V7H46L45 9V11H49V9H50V11L49 12H51V14L49 13V12H45L44 11V13H47V14H49V16L48 15H46V14H44V13H42L43 11H42ZM70 7V9H67V10H69V11H71V8ZM164 7L166 8V10H168L169 12H166V10L164 9ZM195 7V8H194ZM55 8V7H54ZM69 8V7H68ZM104 8V9H105ZM126 9V10H122V9ZM162 8V9H161ZM174 10H173V9ZM180 10H179V9ZM185 8H187V9H185ZM221 8H222V12L221 13H224L225 12V10H226V6L225 5H222L221 6ZM221 8H220V10H221ZM132 9V8H131ZM151 9V8H150ZM158 9V10H157ZM165 10V13H170V10H172L171 12L172 13H170L171 14V18L169 17V16H167V14H166V16L163 18L162 17V15L163 14H165L164 12H161L160 13V15H159V13H157V11L158 12H160L161 10ZM52 10V11H51ZM116 10H118V11H116ZM135 10H137V8H135ZM149 10V9H148ZM160 10V11H159ZM163 10V11H164ZM180 14L179 16L177 15L178 13L176 12V11ZM185 10H186V12H185ZM201 11H203V9L201 8L200 9ZM74 11V10H73ZM105 11L103 12L102 11V13L103 14H105ZM121 11H122V13H121ZM124 11H127V13L128 14H126V13H124ZM175 11V12H174ZM184 11V12H183ZM199 11V10H198ZM56 12V13H55ZM91 12V11H90ZM89 12V14H91ZM197 12V11H196ZM219 12V13H220ZM53 13V14H52ZM59 15H58V14ZM121 13V14H120ZM156 13V15H154ZM163 13V14H162ZM186 13V14H185ZM220 13V14H221ZM2 14V15H1ZM89 14H87V15H89ZM103 14H101V15H103ZM122 14L124 15V17L123 18H126L125 20H123L122 18H120L119 16H121L122 17ZM126 14V15H125ZM147 14L148 15H150L149 17H147ZM174 14V15H173ZM184 16H183V15ZM196 14H199V15H201V17H202V15H203V13L201 14V12L199 13V12H197ZM42 15V16H41ZM45 15V16H44ZM52 15H54L53 17H52ZM56 15V16H55ZM62 15V16H63ZM92 15H95V14H92ZM92 15H89V17L90 16H92ZM178 17H177V16ZM198 15V16H199ZM58 16V17H57ZM96 16H98L97 14L95 15V18L96 19H98L99 17H100V14H99V17H96ZM127 16V17H126ZM221 16H222V14H221ZM45 17V18H44ZM116 17L118 18V19H121V20H119L120 21V23L119 22H117L116 24H119V25H116L114 22H116V21H118V20H116L115 21V19H116ZM2 18H3V16H2ZM1 18V19H2ZM63 18V19H62ZM91 18V17H90ZM94 18V20H96ZM110 18V17H109ZM165 18H167L168 20H166ZM184 18H186L185 19V21L183 20ZM203 18V17H202ZM19 19H22V21L23 22H20L21 20H19ZM41 19V20H40ZM44 19V20H43ZM46 19V20H45ZM56 20V21H54V20ZM57 19H58V22H57ZM60 19H62L61 21H60ZM92 19H93V17H92ZM169 19H171L172 21V23L170 22H168L169 21ZM182 19V20H181ZM219 20H221L222 21V19H221V17L220 18H218ZM216 20V19H211L210 21H212V22H210V21H207V20H205V21H207V22H210V24H212V23H220L221 21H219V20ZM16 20H18L17 21V23L15 22ZM26 20V21H25ZM48 20V21H47ZM180 20V21H179ZM208 20H209V18H208ZM28 21V22H27ZM41 21H44L43 23H45V24H43ZM165 21H167V24H163V22H165ZM184 23H183V22ZM188 21V23H185V22H187ZM217 21V22H216ZM31 22V23H30ZM33 22V23H32ZM37 22H38V24H37ZM40 22V23H39ZM48 23V25L50 26L51 24L53 25H51L52 27H49L48 25H47V23ZM50 22V23H49ZM155 22H156V25L158 24V23H160L161 25H163L164 27H166L164 30H160V29H163L164 27L162 26V28L160 27V24H158L159 25V28L160 29H157L158 27V25L156 26L155 25ZM180 22H182V23H180ZM28 23H29V26L30 27H28L27 25H28ZM54 23L56 24V25H54ZM109 23H110V21H109ZM122 23H128L129 25H128V27L126 26L127 24H123V25H121ZM135 23H136V25H137V22L135 21ZM166 23V22H165ZM14 24H17V25H14ZM35 24H37V25H35ZM40 24V25H39ZM43 25V27H42V25ZM59 24H61L60 26H59ZM66 24L67 23H65V26H66ZM114 24V25H113ZM171 24H174L173 26L171 25ZM182 24H184L183 26H181L180 27V25ZM4 25V24H3ZM45 25V26H44ZM112 25V26H111ZM153 25H155V26H153ZM179 25V26H178ZM16 26L17 28H15L14 29V27ZM24 26H25V28H24ZM28 28H27V27ZM124 26V27H123ZM140 26H141V24H140ZM188 26H189V29H188ZM34 27V28H33ZM41 27H42V30L43 31H41ZM49 27V28H48ZM54 27V28H53ZM58 28V30H60L59 32H58V34L60 33V35L58 36V34L56 35V34H51V31H49V30H55V29H57ZM155 27V28H154ZM157 27V28H156ZM174 27H176V28H174ZM184 27H186V29L188 30H186V29H184ZM25 29V31H24V29ZM29 28H32L33 30H34V32H36V33H32L33 32V30L32 31H30V30H27V29H29ZM113 28V29H112ZM124 28V29H123ZM137 28V27H136ZM143 28V27H142ZM141 28V29H142ZM172 28H174V29H172ZM179 30H178V29ZM183 30H182V29ZM190 28H192V29H190ZM39 30L40 32H37V30ZM151 29V30H150ZM154 29H156V30H154ZM170 29H171V31H170ZM23 30V31H22ZM46 30V31H45ZM47 30L49 31V32H47ZM122 30H124L123 32H125V33H122ZM127 30H129V29H127ZM160 32H159V31ZM177 30V31H176ZM190 30V31H189ZM9 31V30H8ZM29 31H30V33H29ZM47 32L46 34H45V32ZM155 31H157V33L155 32ZM173 31V32H172ZM195 31V30H194ZM20 32L22 33V34H20ZM25 32H26V34H25ZM43 32H44V34H43ZM139 32H141L140 30H139ZM138 32V33H139ZM159 32V33H158ZM175 32V33H174ZM191 32V33H190ZM28 33V34H27ZM39 33H42L41 35L39 34ZM50 33V34H49ZM113 33V34H112ZM121 33V34H120ZM142 33V34H143ZM24 34V35H23ZM47 34H49V36L47 35ZM63 34V35H62ZM175 36H174V35ZM191 36H190V35ZM197 34V33H196ZM39 35V36H38ZM158 35V36H157ZM186 35V36H185ZM26 36V37H25ZM29 36V37H28ZM38 36V37H37ZM46 38H45V37ZM56 36V37H55ZM61 36H63V37H61ZM166 36H167V38H166ZM194 37V39H193V37ZM36 37V38H35ZM40 37V38H39ZM51 37L53 38V39H51ZM115 37V38H114ZM151 38L152 37V41H149L148 40V38ZM154 37V38H153ZM184 37H186V38H184ZM192 37V38H191ZM200 37V36H199ZM27 38V39H26ZM31 38V40H29V39ZM43 38V39H42ZM48 38H49V40H48ZM122 38H124V41H123V39ZM126 38V39H125ZM149 38V39H150ZM159 38V39H158ZM165 38H166V40H165ZM171 38V39H170ZM179 38H180V40H179ZM190 38V39H189ZM34 39H35V41H34ZM39 39V40H38ZM41 39V40H40ZM59 39H61V40H59ZM66 39V40H65ZM72 39H73V41H72ZM160 39H163L162 41L160 40ZM169 39V40H168ZM192 39V40H191ZM20 40V39H19ZM18 40V41H19ZM48 40V41H47ZM168 40V42H166ZM172 40V41H171ZM183 40V41H182ZM185 40H187V41H185ZM200 40V39H199ZM52 41V42H51ZM57 41V42H56ZM66 41H67V44H66ZM120 41H121V43L122 42H125V43H123V44H121L122 46H120ZM159 41V42H158ZM164 41V42H163ZM186 43H185V42ZM188 41H189V43H188ZM197 41V42H196ZM29 42H32V43H29ZM37 42V43H36ZM53 42H55V44H56V46L58 47H56L55 46V44L53 43ZM59 42V43H58ZM65 42V43H64ZM69 42V43H68ZM156 42V43H155ZM166 42V43H165ZM172 42V43H171ZM196 42V43H195ZM214 43V44H212V43ZM39 43V44H38ZM42 43V44H41ZM45 43V44H44ZM74 43V44H73ZM161 45H159V44ZM185 44V46H184V44ZM16 44V43H15ZM27 44V45H26ZM32 44H34V45H32ZM48 44V45H47ZM60 44V45H59ZM61 44H63V45H65V46H63V45H61ZM71 44L73 45L72 46V50L70 49L71 47ZM76 44V45H75ZM150 44V45H149ZM154 44H155V47H154ZM165 44V45H164ZM171 44V45H170ZM178 44V45H177ZM188 44V45H187ZM193 44V45H192ZM209 46H208V45ZM46 45V46H45ZM67 45V46H66ZM75 45V46H74ZM130 45H131V43H130ZM151 45H153V46H151ZM176 45V46H175ZM183 47H182V46ZM201 45V46H200ZM27 46H29L28 48H27ZM31 46H33V47H31ZM40 46L42 47L43 46V49L42 48H40ZM116 46H119V48H121V49H117V50H115V47ZM129 46V45H128ZM149 46V47H148ZM167 48H166V47ZM173 46L175 47V50H174V48H173ZM179 46V47H178ZM187 46H190V47H187ZM194 46H195V48H194ZM198 46V47H197ZM214 46H215V48H214ZM26 47V50L25 49H23V48H25ZM66 47V48H65ZM123 47V48H122ZM153 47H154V51H153ZM159 47H162V49L160 48V49H158ZM165 47V49H163ZM172 47V48H171ZM199 47L201 48V49H199ZM211 47V48H210ZM69 48V49H68ZM108 48V47H107ZM127 48V49H128ZM130 48H131V50H130ZM184 48V49H183ZM190 48V49H189ZM206 48V49H205ZM208 48H209V50H208ZM17 49V50H16ZM41 49V50H40ZM47 49V50H46ZM59 49V50H58ZM61 49V50H60ZM134 49H135V47H134ZM170 49V50H169ZM189 49V50H188ZM204 49V50H203ZM212 49H216L215 51L214 50H212ZM15 50V51H14ZM57 50V51H56ZM63 50H69V51H63ZM92 50L93 51H95V49H93L92 48ZM159 50V51H158ZM165 50V51H164ZM167 50H168V52H167ZM179 50V51H178ZM186 50H188L187 52H189V53H185L186 52ZM199 50V51H198ZM208 50V51H207ZM12 51H10L9 52V55L11 54V52ZM22 51V52H21ZM41 51V52H40ZM54 51V52H53ZM61 51V52H60ZM72 51V52H71ZM157 51V52H156ZM171 51H172V53H171ZM175 51V52H174ZM185 53V55L182 53ZM192 51V52H191ZM193 51H194V53H193ZM205 51V53L207 52L208 53V55H205L204 53H202V52H204ZM35 53V54H32V53ZM46 52V53H45ZM62 52H64V53H62ZM102 52V51H101ZM101 52H99L98 51V53H97V49H96V52L94 53L95 55L97 54V55H100V53ZM120 52V54H118ZM146 52H149L148 54L146 53ZM155 52V53H154ZM197 52H200L199 54V56L197 55V56H193V54L194 55H196V53ZM217 52V53H216ZM56 53V54H55ZM60 55H59V54ZM92 53V52H91ZM115 53V54H114ZM125 53H127V55L125 54ZM142 53H141V55H142ZM168 53H170V54H167ZM191 53V54H190ZM206 53V54H207ZM248 53L249 52H247V54H245V56H247L248 55ZM50 54H48L47 56H50ZM65 54V55H64ZM72 54V55H73ZM93 54V53H92ZM105 54V53H104ZM125 54V55H124ZM135 54V53H134ZM147 54V55H146ZM156 54V55H155ZM158 54V55H157ZM175 54V55H174ZM178 54V55H177ZM187 54V55H186ZM198 54V53H197ZM32 57H31V56ZM35 55V56H34ZM55 55V56H54ZM149 55V56H148ZM162 55V56H161ZM184 55V56H183ZM203 55V56H202ZM14 56V57H13ZM40 56V57H39ZM110 56V55H109ZM108 56V57H109ZM113 56H115V59H116V57L119 59L120 58V60H114V58H113ZM147 58H146V57ZM157 56H158V58H159V56H161V58L160 59H158L157 58ZM170 56V57H169ZM172 56V57H171ZM177 58H176V57ZM182 56V57H181ZM213 56V57H212ZM244 56V55H243ZM244 56V57H245ZM37 57V58H36ZM55 57V58H54ZM61 57V58H60ZM64 57H65V59H64ZM167 57H169L170 58V61H169V58L167 59ZM189 57V58H188ZM195 57V58H194ZM205 57V58H204ZM209 57V58H208ZM210 57L212 58V59H210ZM217 57V58H216ZM243 57V58H244ZM248 57H250V53H249V55H248ZM248 57H246V59L248 58ZM11 58H9V61H10V59ZM36 58V59H35ZM58 58V59H57ZM144 59L143 58V56L141 57L140 56V59ZM164 58H165V61H164ZM171 58H173V59H171ZM174 58H175V60H174ZM181 58V59H180ZM182 58H183V60H182ZM187 59L188 58V60H185V59ZM191 58V59H190ZM194 58V59H193ZM199 59V61H198V59ZM207 58V60H205L204 61V59H206ZM217 59L218 61H219V63L218 62H214L215 61V59ZM38 59V60H37ZM43 59V60H42ZM45 59V60H44ZM154 59V60H153ZM156 59H158V60H156ZM177 59V60H176ZM208 59H209V62H208ZM58 60V61H57ZM114 60V61H113ZM135 60V59H134ZM136 60H138L137 58H136ZM135 60V61H136ZM182 60V61H181ZM186 62H185V61ZM190 60V61H189ZM216 60V61H217ZM247 60H249V58L247 59ZM8 61V62H9ZM42 61V62H41ZM124 61V66L127 64V62H125ZM142 61V60H141ZM172 61V62H171ZM177 61H178V64H176L177 63ZM46 64H45V63ZM58 62V63H57ZM63 62H65V64L63 63ZM165 63V67L163 66V64ZM201 62H204L203 63V65L202 64H200ZM207 62V63H206ZM211 62V63H210ZM226 62V63H225ZM243 62V61H242ZM25 63V64H24ZM28 63V64H27ZM31 63H32V65H31ZM60 63V64H59ZM163 63V64H162ZM174 63H175V66H173L174 65ZM182 63V64H181ZM209 63V64H208ZM213 63H214V65H213ZM221 63V64H220ZM222 63H225V64H222ZM227 63H228V65H227ZM246 63V62H245ZM27 64V65H26ZM40 66H39V65ZM64 64V65H63ZM150 64H152L153 66H151ZM187 64V65H186ZM207 64V65H206ZM221 65L222 67H220V66H217V65ZM119 65H121V64H119ZM118 65V66H119ZM206 65V66H205ZM228 66V68H227V66ZM231 65H232V67H231ZM248 65V64H247ZM12 66V67H13ZM22 66L25 68V67H27V69L28 70H30L31 72H33L34 73V75L33 76H36V77H38V78H36V77H32L31 79H33L32 81H36L35 82V84H34V87L35 88H33L31 91L32 92H30L31 93V96H30V94H29V100L30 99H33L32 97H34L35 96V94L37 93L38 94V96H39V94H40V96H41V98L42 99H44V96H45V100H46V97L48 96L49 98H50V96L52 97L51 99H49L48 97V100H46V101H48V102H46L45 100H44V102H45V106H43L44 105V102L42 101V99H41V102H42V104H40L39 102L40 101H38V99H39V97H37V95L34 97L35 99L34 100H30V102H26V105L24 106V105H22V106H18L17 104L18 103H20L19 102V100L17 99L18 97H17V93H15L16 92V89L14 88V87H16V86H14L16 83H18V81H21V80H19L20 78H21V76L18 74L19 73V71H20V74L21 73H28L29 74V72L27 71V69L25 68H22ZM114 66V65H113ZM112 66V68L114 69V67ZM124 66H123V68H124ZM127 66V65H126ZM126 66H125V69H122V65L120 66L121 68H119L120 70L122 69V71L120 72L121 73V75H122V73H126V72H129L130 73V71H132V70H129V71H126L127 69H126ZM147 66H150V67H153V69H154V66H156V68H160V69H157V70H163V72H165V73H162V75H160V76H157L155 73H157L156 72V69L154 70V72H152L153 70L150 68H147ZM171 66H172V68H171ZM182 66V68L180 69V67ZM193 66H195L194 68V70H193ZM212 66V67H211ZM215 66V67H214ZM42 67H44V69H42ZM166 67H167V69H166ZM179 68V70H180V72H179V70H178V68ZM191 67V68H190ZM200 67V68H199ZM217 67V68H216ZM10 68L12 69V71L10 70ZM115 68H117V67H115ZM162 68V69H161ZM170 68V69H169ZM177 68V69H176ZM185 68H186V70H185ZM188 68L190 69V71L188 70ZM206 68H208L207 69V71L205 70ZM210 68V69H209ZM218 68H219V70H218ZM228 69V70H226V69ZM238 68V67H237ZM23 69V70H22ZM146 69H147V72H152L151 74L154 76V78H153V76L150 74V73H147L146 72ZM148 69L149 70H152V71H148ZM169 69V70H168ZM199 69H201L202 71H200ZM213 69V70H212ZM215 69V70H214ZM222 69V70H221ZM6 70V71H5ZM8 70H9V72H8ZM25 70V71H24ZM36 70V71H35ZM44 70H46L45 72H44ZM115 70V69H114ZM119 70V71H120ZM126 72H125V71ZM196 70V71H195ZM198 70H199V72H198ZM205 70V71H204ZM210 70H211V72H210ZM218 70V71H217ZM226 70V71H225ZM233 70V69H232ZM22 71V72H21ZM27 71V72H26ZM113 71V70H112ZM118 71V72H119ZM142 71L143 72H146V73H142ZM183 71H185V72H187V73H189V74H191V75H189V74H187V73H185V72H183ZM222 72V74H223V72L225 73V74H223L224 76L225 75H227L226 77H224L222 74H220L221 72ZM231 71V70H230ZM6 72V73H5ZM18 72V73H17ZM47 72V73H46ZM113 72H115V73H117L116 72V70L115 71H113ZM177 72V73H176ZM192 72V73H191ZM195 72V73H194ZM202 72V73H201ZM211 73V74H208V73ZM214 72V73H213ZM227 72V73H226ZM40 73H42V75L40 74ZM44 73V74H43ZM120 73H118V74H115V76H114V74L112 75V76H114V77H112L113 79H111V80H113V81H117V83L120 81V82H123V83H119L118 85L119 86H116V87H122L123 85H124V80H125V77H126V74L124 75L125 77H123V78H121L120 79ZM154 73V74H153ZM168 73V74H167ZM179 73V74H178ZM3 74V75H2ZM37 74V75H36ZM140 74L139 75H137V78L140 76ZM149 74H150V76H149ZM164 74H165V77H162V76H164ZM184 74V75H183ZM186 74V75H185ZM198 74V75H197ZM205 74H207L206 75V77H205ZM19 75V77H16V76H18ZM119 75V76H118ZM122 75V76H123ZM128 75V74H127ZM171 75V76H170ZM183 75V76H182ZM190 76V77H188V76ZM194 75V76H193ZM201 75V76H200ZM210 75V76H209ZM46 76V77H45ZM171 78V81H170V78ZM186 76V77H185ZM218 77V79H217V77ZM223 76V77H222ZM41 77V78H40ZM143 77L144 78H151V82L149 81V79L148 80H144L143 79ZM158 77V78H157ZM166 77H168L169 78V81H168V79L166 78ZM192 77V78H191ZM196 77V78H195ZM214 77H216V78H214ZM19 78V79H18ZM40 78V79H39ZM47 78V79H46ZM49 78V79H48ZM51 78V79H50ZM66 78V77H65ZM116 78V79H115ZM119 78V79H118ZM155 78H157V79H155ZM161 78H166V79H161V81H160V79ZM185 79V80H182V79ZM187 78V79H186ZM190 78V79H189ZM220 78H223V79H220ZM228 78V77H227ZM37 79V80H36ZM124 79V80H123ZM158 79H159V81H160V84L162 83V81H164L162 84H161V87L159 88V86H160V84H159V81H158ZM173 79H176L175 81L176 82H173L172 80ZM177 79H178V81L180 80V81H183L182 83L180 82V84H182L184 87H182V85H180L178 82H177ZM189 79V80H188ZM16 81V83H15V81ZM71 80V79H70ZM122 80V81H121ZM154 80H156V81H158V82H156V81H154ZM12 81H14V82H12ZM42 81L44 82V83H42ZM148 81L150 82V83H148ZM169 82V84L167 83V85L168 86H171L170 88H172V89H170L169 90V87L167 86L166 87V82ZM186 81H188L187 83H186ZM206 81V82H205ZM48 82V83H47ZM52 82V83H51ZM205 82V83H204ZM216 82V83H215ZM222 82V83H221ZM12 83H14L13 85H12ZM45 83L48 85L47 86V88H46V86H45ZM53 83H55V85L53 86ZM57 83L59 84V85H57ZM62 83V84H61ZM64 83V84H63ZM117 83H116V85H117ZM135 83V84H136ZM146 84L145 86L146 87H151V88H149V90H148V88H147V94L145 95V97L143 96L145 93H143L144 91H146V89L144 88V86L143 85H141L142 87H143V89H142V92H141V89H140V84ZM156 83V86H157V84H158V86L156 87L154 84ZM184 83V84H183ZM201 82H200V84H202ZM215 83V84H214ZM60 84L63 86V88H62V86H60ZM114 84V83H113ZM121 84H122V86H121ZM151 84H153V86L151 85ZM165 84V87L163 86ZM174 84H178V86L177 85H175L174 86ZM217 84H221L220 86L219 85H217ZM50 85L53 87H50ZM65 85V86H64ZM216 85H217V87H216ZM11 86H13V87H11ZM45 86V87H44ZM134 86V85H133ZM136 86V85H135ZM177 86V87H176ZM199 87H200V85H198ZM215 86V88L213 89V87ZM49 87H50V89H49ZM56 87V88H55ZM71 87V88H70ZM139 87V88H138ZM141 87V88H142ZM153 87H154V89H153ZM174 87H175V89H174ZM198 87V88H199ZM203 86H201V88H202ZM61 88H62V90H61ZM69 88V89H68ZM155 88L158 90H155ZM164 88H166L165 89V92H166V95H165V93H164V91H163V96H162V90H164ZM168 88V89H167ZM223 88V87H222ZM15 89V90H14ZM27 89V88H26ZM34 89H35V91H34ZM46 89H48V90H46ZM51 89H55V90H51ZM72 89V90H71ZM145 89V90H144ZM153 89V90H152ZM162 89V90H161ZM212 89V90H211ZM217 89V90H218ZM224 89V88H223ZM223 89H219L220 91L222 90V91H224V92H220V91H216L215 90V92H220L221 94L222 93H224L225 94V90H223ZM28 90V89H27ZM67 90V91H66ZM151 90V91H150ZM199 91H201L200 89H198ZM37 91V92H36ZM137 91H139V92H137ZM155 91H157V92H155ZM169 91L172 93H169ZM173 91V92H172ZM34 92V93H33ZM36 92V93H35ZM50 94H49V93ZM54 92H57V93H54ZM153 93V94H150V93ZM159 92H161V93H159ZM34 94V96H33V94ZM61 93H64L63 94V96H62V94ZM71 93L73 94V95H71ZM139 93V94H138ZM141 93H143V95L141 94ZM158 93V94H157ZM15 94V95H14ZM49 94V95H48ZM68 94L71 96V98H70V96H68ZM149 94V95H148ZM160 94H161V96H160ZM177 94V93H176ZM175 94V95H176ZM44 95V96H43ZM56 95V97H54ZM61 95V96H60ZM66 95V96H65ZM151 95V97H150V99L152 98V102H150V99H149V96ZM159 95V96H158ZM168 95H170L169 97L172 99L171 100V102L168 100ZM178 95V94H177ZM177 95H176V97H177ZM15 96V97H14ZM75 96V97H74ZM146 96L148 97V99H146ZM154 96V97H153ZM156 96H158V98L156 97ZM165 96V97H164ZM63 97V98H62ZM73 97H74V99L76 100V103L74 104V99H73ZM161 97V98H160ZM16 98V99H15ZM166 100H165V99ZM169 98V99H170ZM173 98H175L174 99V101H173ZM39 99V100H40ZM158 99V100H157ZM180 99H181V97H180ZM179 99V100H180ZM18 100V101H17ZM29 100H27V101H29ZM71 100V101H70ZM133 100V101H134ZM138 100H139V102L140 103H143V104H145V103H147L149 106H150V104L152 105L151 107H153V108H151V111H149L150 113H147V109L149 108L150 109V107H148V105L147 104H145V105H142L143 107L142 108H144V109H142V111L144 110H146V114L144 113V111H143V113H139L140 112V107H139V105H141V104H139V102H138ZM148 100H149V103H148ZM161 101V100H165V103H166V101L168 100V103H163V105L164 106H161L162 104H161V102H157V101ZM227 100V99H226ZM225 100V101H226ZM14 101V102H13ZM32 101H33V103H32ZM35 101H37V102H35ZM49 101L50 102H52L53 104V106L55 107H60V108H58V109H62L63 108V111L62 112H64V114L62 113V114H60V118H62L61 120L58 118V116H56L57 117V119H59L61 122H59V120H58V122L59 123H63L64 124V126H63V124L61 125H59V123H57L56 125H55V121H57V119H56V117H54L53 118V115H52V117H49V116H47L46 117V115L48 114L47 113V111H46V109H45V107L49 104ZM134 101V102H135ZM231 101H233V100H230V102ZM18 102V103H17ZM66 102V103H65ZM68 102V103H67ZM229 102V100L228 101H226L225 103H228ZM234 103H236L235 101H233ZM233 102H231L230 103V105H229V107H228V111H226V112H229V113H231V114H227L228 116H232V119H234V117H235V121H236V123L237 124H239L240 122H241V120L246 116L247 117V112H246V114L244 113V111H248V112H250L251 111V109H250V106H249V109H250V111H249V109H248V107L245 105L244 107H245V109H242L243 108V105H241L242 106V108L241 107H239V108H237V105H238V103H236V105L233 103ZM17 103V104H16ZM30 103V105H32L33 107H31L30 105L28 106L30 109H32L33 111H35V109L37 110V109H40V107L39 108H37L38 107V105H36V103L37 104H39V106L41 105L42 107L41 108H43L44 107V110L43 109H40V110H37V112L38 111H41V113L40 112H35L34 113V116L35 117H33V114H31V113H33V111L31 112V110H29V111H26V110H28L29 108L27 107V104H29ZM32 103V104H31ZM73 103V104H72ZM153 103V104H152ZM155 103H157V104H155ZM160 105H159V104ZM170 103V104H169ZM177 103V102H176ZM175 103V104H176ZM14 104V105H13ZM23 104V103H22ZM35 104V105H34ZM59 104V105H58ZM62 104V105H61ZM167 104H169L168 105V108H166L167 107ZM12 105V106H11ZM20 105H21V103H20ZM70 105H73V106H70ZM76 105V106H75ZM146 105H147V109H146ZM75 106V107H74ZM145 106V107H144ZM156 106H158V108L156 107ZM217 106H218V108H220L219 107V105H216V108H217ZM232 106L234 107L233 109H234V111H233V109H232ZM27 109H26V108ZM155 107V108H154ZM169 107H170V109H169ZM173 107V106H172ZM235 107L238 109V111H237V109H235ZM247 107V108H246ZM35 108V109H34ZM47 108V107H46ZM72 110H71V109ZM74 108H76V109H74ZM136 108V109H135ZM157 108V109H156ZM163 108V110L164 111H162L161 109ZM229 108H231L232 110L230 111V109ZM26 109V110H25ZM140 109V110H139ZM174 109L176 110V108L174 107ZM246 109H248V110H246ZM69 110V111H68ZM71 110V111H70ZM76 110V111H75ZM158 110V111H157ZM166 110V111H165ZM170 110V112H168ZM243 111V113H242V111ZM74 111L76 112L75 114H74ZM132 111V112H133ZM138 111V112H137ZM154 111V112H153ZM157 112V115H156V112ZM46 112V115L44 116V118L42 117L43 116V114L42 113H45ZM66 112H67V114H66ZM73 112V113H72ZM79 112V113H78ZM133 112V113H134ZM225 112V113H226ZM233 112V113H232ZM235 112H237V114L235 113ZM2 113V114H1ZM39 113H40V115H39ZM59 113V112H58ZM60 113H61V111H60ZM159 113V114H158ZM242 115H240V114ZM22 114V115H21ZM37 114L39 115V116H37ZM55 114V113H54ZM66 114V115H65ZM74 114V115H73ZM145 114V115H144ZM150 114V115H149ZM160 114H161V116H160ZM163 114V115H162ZM173 114V115H172ZM240 116H239V115ZM245 114V115H244ZM6 115V116H5ZM21 115V116H20ZM30 115V116H29ZM61 115H62V117H61ZM68 115V116H67ZM70 115H73L74 117H73V119H74V121H73V119H71V116ZM235 115V116H234ZM238 115V116H237ZM244 115V116H243ZM19 116V117H18ZM27 116V117H26ZM82 116L84 117V118H82ZM147 116L149 117V118H147ZM151 116V117H150ZM156 116H157V118L158 119H155L156 118ZM16 117V118H15ZM30 117V118H29ZM39 117V118H38ZM69 117V119H67ZM140 117H141V119H140ZM144 117V118H143ZM154 117V118H153ZM174 117H176L175 119H173V117L172 118H170V120L172 119L173 120V122H171L172 124H174V123H176L175 125H173V127L176 129V132L177 131H179L180 132V134L181 135H185V133H187L188 131L190 132H188L189 134H187V137L185 138V140L186 139H188L189 140V143L191 142V145H192V147H193V149H194V146L196 147L197 145H199L200 147H199V149H198V146H197V148H195L196 150H194V151H196V152H198L197 154L199 155L200 154V156L202 155V153L204 154V156L206 157V156H209V152H207L209 149V151H213L214 149V151H213V153H217L218 154V152H219V154H220V150H218L215 146H213V144H212V142L213 141H211L210 142V132L213 134L214 133V135H216V136H218V133H219V129L220 128H217V132H216V134H215V132H212V131H210V130H216V128L215 127H213V129L211 128V124L208 126V133H207V130H205L204 131V133H207V135L206 134H204L203 133V131H201L200 132V130H202L201 128H199V127H197L198 126V122L200 121L199 120V117H194V121H192V122H195V121H198V122H195V123H190L189 124V126L192 124V125H194L195 124V126H191V128L187 125V124H185V123H182L183 121H182V119L181 118H178L177 116H174ZM180 117V116H179ZM201 117V116H200ZM23 118H26V119H24L23 120ZM28 118V119H27ZM38 118V119H37ZM43 118V120H41ZM47 118V119H46ZM51 118H52V120H55L54 122L51 120ZM66 118V119H65ZM133 118H134V120H133ZM248 118V117H247ZM246 118V119H247ZM13 119H15V120H13ZM17 119H19V121H23L22 122V124H21V122H20V125H21V129L20 128H18V127H20V125H18L17 126V123L19 122V121H17ZM71 119V120H70ZM148 119V120H147ZM150 119H152V121L150 120ZM181 119V123H178L179 121L178 120H180ZM232 119H230V124L231 125H229V128H231V130H233L234 128H233V125H234V127L237 125L236 123H235V121L234 120H232ZM237 119V120H236ZM241 119V120H240ZM13 120V123H15L14 121H16L17 123H16V125L14 126L10 121H12ZM38 120V121H37ZM44 120H46V121H44ZM67 122H66V121ZM77 120H79V119H77ZM136 120V121H135ZM138 120V121H137ZM142 120H144L145 122L143 123L142 122ZM153 120L155 121V122H153ZM160 120V121H161ZM169 120V119H168ZM169 120V121H170ZM171 120V121H172ZM64 121V122H63ZM68 121H70V122H68ZM72 121V122H71ZM147 121H149V122H147ZM237 121H240V122H237ZM4 122H6V124L4 123ZM7 122H9V125H11V126H8L7 124ZM35 122V121H34ZM40 122V123H39ZM110 122V123H109ZM115 122H116V124H115ZM142 124V125H139L140 123ZM151 122H153V123H151ZM11 123V124H10ZM27 123V122H26ZM52 123V124H51ZM129 123V122H128ZM127 123V124H128ZM131 123H129V125L131 124ZM137 125H136V124ZM147 125H146V124ZM151 125H149V124ZM198 123V124H197ZM37 124V123H36ZM37 124V125H38ZM67 124V125H66ZM123 124H125L124 122H123ZM127 124H125V126L127 127V126H129V125H127ZM156 124V125H155ZM184 124H185V127H184ZM5 125V126H4ZM55 125V126H54ZM70 125V126H69ZM119 125H120V123H119ZM138 125L141 127V126H143L141 129H139V127H138ZM178 125H182V127H184L185 129H182V127L181 126H179V128L181 129H179V128H177L178 127ZM187 125V126H186ZM3 126V127H2ZM46 126V127H47ZM111 126V127H110ZM136 126L138 127V129H139V131H138V129H136ZM147 126V127H146ZM149 126H150V128H149ZM155 126V127H154ZM4 127H5V129H4ZM11 127H13V129L11 128ZM15 127H17V128H15ZM39 127V126H38ZM130 127H132L131 125H130ZM157 127H158V130H157ZM189 127V130L187 129ZM194 127H196L195 129H194ZM209 127H210V129H209ZM217 127V126H216ZM32 128V129H31ZM49 128V127H48ZM58 128V129H57ZM215 128V129H214ZM10 131H9V130ZM107 129V130H106ZM174 129V130H175ZM188 130L187 132L186 131H183L182 132V130ZM191 129V130H190ZM197 129H200V130H198L200 133H199V135L197 134ZM74 130V129H73ZM102 130V131H101ZM104 130H106V131H104ZM112 130V131H111ZM141 130V131H140ZM192 130H193V132H192ZM14 131V132H13ZM15 131H17V134H16V132ZM22 131H25L24 133L22 132ZM88 131L91 133H89V135H88ZM107 132L106 134L104 133V132ZM110 131H111V133H110ZM117 131V132H118ZM121 131L123 132L122 134H121ZM138 132L137 134H134L135 132ZM197 131V132H196ZM230 131V130H229ZM140 132V133H139ZM175 131H174V133L176 134V135H178V136H176V137H180L181 135L179 134V132L178 133H176ZM183 134H182V133ZM232 132V131H231ZM20 133V134H19ZM36 133H37V135H38V133H39V135L38 136H35L36 135ZM87 133V134H86ZM94 135H93V134ZM99 133V134H98ZM102 133H104V134H102ZM128 133H129V130H128ZM197 135H196V134ZM83 134V136H81ZM20 135H21V137H20ZM45 135V134H44ZM49 135H51V134H49ZM85 135V136H84ZM87 135V136H86ZM99 135V136H98ZM107 136L106 138L105 137H102L101 138V136ZM205 135V136H204ZM90 136V137H89ZM98 136V137H97ZM113 137L112 139L111 138H109V137ZM137 136V137H136ZM189 136V137H188ZM193 136H195V138L193 137ZM197 136H199V137H197ZM249 136V135H248ZM16 137V138H15ZM19 137V138H18ZM45 137V136H44ZM43 137V138H44ZM52 137H54V136H52ZM55 137V139L57 140V142L58 143H62V142H60L61 140H60V138H56ZM99 137H100V139H99ZM182 137V136H181ZM185 137V136H184ZM193 137V138H192ZM197 137V138H196ZM21 138V139H20ZM38 138V139H37ZM90 138V139H89ZM114 138H117V139H114ZM202 138H204L203 139V141H202V144L200 145V142H201V140H202ZM23 139V140H22ZM102 139V140H101ZM107 139V141L108 142H105L104 140H106ZM109 139H110V141L112 140V141H114V140H118V143H117V141H114V143L117 145H115L114 143H112V141H111V145L109 144ZM123 140V141H120V140ZM199 139V140H198ZM209 139V140H208ZM187 140V141H188ZM190 140H192V141H190ZM233 139H230V141H232ZM82 141V143H84L85 145L87 144V146H86V148L84 149L83 147H85V145H83V147L81 146V144L82 143H80V142ZM103 142V143H98V142ZM125 141H127V143H125ZM77 142H78V144H77ZM87 142V143H86ZM234 142V141H233ZM29 143V144H28ZM30 143H31V145H30ZM39 143V144H38ZM42 143V144H41ZM91 143H93V145L91 144ZM123 143H125V145H124V148H123ZM199 143V144H198ZM230 143H232V142H230ZM89 144V145H88ZM98 144H99V146H100V150H99V146H98ZM108 144V145H107ZM120 144V145H119ZM122 144V145H121ZM133 144H130V146L131 145H133ZM208 144V145H207ZM210 144H212V145H210ZM28 145H29V147H28ZM35 145V146H34ZM101 145H102V147H101ZM106 145V146H105ZM115 145V146H114ZM194 145V146H193ZM205 145V146H204ZM209 145H210V147L211 148H209ZM27 146V147H26ZM33 146V147H32ZM41 146V147H40ZM111 146V147H110ZM129 146V147H130ZM206 146H208V150H205L207 147ZM212 146L213 147H215V148H213V150H212ZM37 147V148H36ZM40 147V148H39ZM89 147H92V148H94V150H91V148H89ZM205 147V148H204ZM24 148V149H23ZM29 148V149H28ZM117 148V149H118ZM202 148H204V149H202ZM40 149V150H39ZM86 149H89L88 151H92V153H91V151H90V154L89 155H91L92 156V158H88V157H91V156H88V155H86V154H88V153H85V152H87V150ZM104 149V150H103ZM114 149V150H113ZM202 151H204V152H202ZM218 150V152H217V150ZM80 150V151H79ZM83 150H84V153H83ZM86 150V151H85ZM99 150V151H98ZM101 150H102V153H101ZM199 150H200V152H199ZM34 153H33V152ZM40 152L39 154L37 153V152ZM36 152V153H35ZM93 152H94V154H93ZM115 152V153H114ZM44 153V152H43ZM46 153V152H45ZM207 153H208V155H207ZM212 155H213V153L212 152H210ZM34 154V155H33ZM38 156H40V157H38ZM84 156H83V155ZM100 154H102V155H100ZM104 154V155H103ZM108 154V155H107ZM112 155V157L111 156H109V155ZM30 155V156H29ZM36 155V156H35ZM41 155H43V156H41ZM82 155V156H81ZM211 155V158H212V160L215 158L214 156L215 155H213L212 156ZM98 156V157H97ZM109 158H108V157ZM80 157V158H79ZM111 157V158H110ZM214 157V158H213ZM31 158V159H30ZM32 158H34L33 160H32ZM81 158L83 159V160H81ZM85 158V159H84ZM86 158H87V160H86ZM115 158V159H114ZM120 159H121V156L119 157ZM119 158H117V159H119ZM208 158V157H207ZM37 159H38V161H37ZM79 159H80V161H79ZM100 159L101 160H103L102 162L100 161ZM111 159V160H110ZM114 159V160H113ZM120 159H119V163H120ZM209 159H210V157H209ZM208 159V160H209ZM216 159V158H215ZM110 160V161H109ZM212 160H209V161H212ZM33 161V162H32ZM84 161V162H83ZM87 161V162H86ZM89 161V162H88ZM97 161H99V162H97ZM105 161V162H104ZM112 161V162H111ZM26 162V163H25ZM93 162V163H92ZM108 162V163H107ZM116 163V165H115V167H114V164ZM24 163V164H23ZM82 163V164H81ZM89 163V164H88ZM94 163H97L98 164V166H97V164H94ZM100 163V164H99ZM105 163H107V164H109V166L107 165V164H105ZM110 163H112V164H110ZM85 164H87L86 165V168H85ZM92 166H91V165ZM143 165H142V170H141V168H140V171L141 172H143V174L141 173V175H145L144 176V187H145V185H147V183H145V181L146 182H149L148 180H145V179H147L148 178V174H150L151 175V173H149L148 172V170H149V168H150V165H151V163H149V162H147V164L144 166V163H142ZM95 165V166H94ZM148 165V166H147ZM25 166H27V167H25ZM84 166V167H83ZM91 166V167H90ZM94 166V167H93ZM97 166V167H96ZM107 168H106V167ZM113 166L114 167V170H113V167L111 168V167ZM94 169H93V168ZM103 167V168H102ZM110 169H112V170H109V168ZM149 167V168H148ZM31 168H32V170H31ZM105 168V169H104ZM116 168V169H115ZM144 168H145V171H143L144 170ZM78 169V170H79ZM88 169V170H87ZM96 169V171H94ZM109 171H108V170ZM148 169V170H147ZM209 169H212V167L210 166L209 167ZM30 170V171H29ZM40 170H42L43 172H44V169L43 168H41ZM76 170V169H75ZM84 170H82V171H84ZM87 170V171H86ZM100 170V171H99ZM213 170V169H212ZM39 171V170H38ZM42 171H40V173H42ZM105 171H106V173H105ZM111 171V172H110ZM27 172H28V174H27ZM60 172V171H59ZM97 172V173H96ZM159 172H161V171H159ZM25 173V174H24ZM65 173H63V172H61L60 174L58 173V175H60L61 177L65 174ZM95 173V174H94ZM145 173V174H144ZM81 174V173H80ZM94 174V175H93ZM146 174H147V177H146ZM21 175H23L24 177H25V179H27L26 177L28 176V179H27V181L24 179V177L23 176H21ZM26 175V176H25ZM98 175L100 176V177H98ZM114 175L116 176H119V177H117V178H114ZM59 176V177H60ZM104 176V177H103ZM108 176H110V177H108ZM113 176V177H112ZM64 177H65V175H64ZM92 177V178H91ZM96 179H95V178ZM150 177V176H149ZM18 178H20V179H18ZM21 178H23V179H21ZM67 178V179H68ZM98 178V179H97ZM104 178H106V179H104ZM21 180V184H23L22 186H24L23 188H19V184L17 185V184H14V181H15V183H19V181H17V180ZM107 179H110V181H107ZM113 179H116V180H114L115 182H112L113 181ZM26 181L27 182V185L29 186V188H25V185H26V183H22V181ZM75 180V181H74ZM84 180V181H83ZM87 180V181H86ZM93 180H95V181H93ZM121 180H123V178L121 179ZM23 181V182H24ZM34 181H36V182H34ZM80 181H81V183H80ZM92 181V182H91ZM102 181V182H101ZM30 182L31 183H33L32 185L30 184ZM88 182V183H87ZM91 182V183H90ZM99 182H100V188H99V186L97 185V184H99ZM105 182H108L107 184L105 183ZM110 182V183H109ZM96 183V185H97V188L98 189H101L100 191H96V190H98L97 188H95V191L94 190H92V187L93 186H96V185H94ZM114 183V184H113ZM20 184V185H21ZM70 184V183H69ZM86 186H85V185ZM88 184V185H87ZM107 185L106 186V188H105V190H109L108 191V194L112 191L113 192V190L116 192V193H118V194H116V195H114L115 194V192L114 193H110V195L109 196H105L104 194H106V195H108L107 194V191H105L104 190V185ZM111 184V185H110ZM123 184V182L121 183V185ZM15 185H17V187H18V189L16 188V186ZM26 185V186H27ZM82 185H84V188H82L83 186ZM93 185V186H92ZM109 185V186H108ZM113 185V186H112ZM22 186H20V187H22ZM41 186V185H40ZM71 186V187H72ZM92 186V187H91ZM102 186V187H101ZM120 186V185H119ZM15 187V188H14ZM86 187V188H85ZM89 187V188H88ZM112 187V188H111ZM148 187V185L146 186V188L145 189H147V190H143V192H145V196H147L146 195V193L149 195V189L147 188ZM25 188V189H24ZM102 188H103V190H102ZM109 188V189H108ZM114 188V189H113ZM94 189V188H93ZM110 189H111V191H110ZM22 190V192L20 193V191ZM118 190V189H117ZM12 191H16V194L14 193V192H12ZM19 192V195H18V192ZM26 191V192H25ZM89 191V192H88ZM91 191V192H90ZM121 191V190H120ZM179 191V190H178ZM25 192V193H24ZM65 192L67 193V194H65ZM94 192H97L98 194H103V196H101V197H105L106 199H104V198H102L101 199V197L97 194V193H94ZM101 192V193H100ZM102 192H104V193H102ZM14 193V194H13ZM62 193V194H61ZM88 193V194H87ZM90 193V194H89ZM94 195H96V197L98 196V198H96L95 196H93V194ZM142 193V192H141ZM141 193H140V195H141ZM179 193V192H178ZM180 193H182V192H180ZM22 194V195H21ZM61 196H60V195ZM87 194V195H86ZM92 194V196L90 197L89 195H91ZM112 194L114 195V196H112ZM17 195V197H15ZM24 195V196H23ZM43 195V196H42ZM55 195H57V196H55ZM142 195H144V193L142 194ZM141 195V196H142ZM12 196V197H11ZM18 196H19V198H18ZM40 196V197H39ZM53 196H55V197H53ZM111 196V197H110ZM140 196V197H141ZM37 197H38V199L40 200V201H44L45 202V197H47V196H45L44 197V194H43V192H41V191H38L37 192ZM44 197V198H43ZM57 197V198H56ZM87 197H88V199H87ZM90 197V198H89ZM108 197V198H107ZM110 197V198H109ZM13 198V199H12ZM18 198V199H17ZM67 198H68V201H66L67 200ZM15 199V200H14ZM48 199V198H47ZM46 199V200H47ZM61 199V200H60ZM63 199V200H62ZM69 199H70V201H71V203L72 202H74V203H70L69 202ZM57 200V201H56ZM66 201V203H64L65 201ZM88 200V201H87ZM106 200V201H105ZM141 201H140V203L141 204H143V206H142V212L144 211V213L146 214V215H149L148 213H149V211H147L148 209H146V207H144V206H146V205H144L145 204V202L144 201H146L145 200V198H144V201H143V199H140ZM15 202V204H14V202ZM19 202V203H17V202ZM60 201V202H59ZM64 201V202H63ZM84 201V202H85ZM111 201V202H110ZM11 202H13V204L11 203ZM54 202V203H53ZM68 202L70 203V207H69V204H68ZM106 204H105V203ZM144 202V203H143ZM53 203V204H52ZM83 203V202H82ZM97 203V204H96ZM99 203V204H98ZM110 203V204H109ZM18 204V205H17ZM58 204V205H57ZM67 205L68 204V206H65V207H63L64 209H65V211H58V207L57 206H59V210H61L62 209V207H61V205ZM76 204V203H75ZM104 204V205H103ZM9 205H10V207L12 206L13 207V205L15 206V205H17V208H12L13 210H11V208L9 209ZM108 207V206H110L109 208H107L106 206ZM4 206H6V207H4ZM19 206H21V207H19ZM91 206V207H90ZM103 206H105V207H103ZM44 207H46V208H44ZM53 207H54V209H56L55 210V212H54V210H53ZM61 207V208H60ZM99 207V208H98ZM18 208H21L20 210H17ZM94 208V209H93ZM101 208H103V209H101ZM104 208H107L106 210L104 209ZM64 209H62V210H64ZM69 209V210H70ZM76 209V210H75ZM92 209V210H91ZM97 209V210H96ZM99 209V210H98ZM146 209V210H145ZM68 210V211H69ZM82 210H83V212H82ZM38 211H39V213H38ZM75 211V212H74ZM101 211H103V212H101ZM107 212V214H109L108 215V218H107V214H106V212ZM12 212V213H11ZM47 212H48V210H47ZM81 212H82V214H81ZM140 212V211H139ZM142 212H140V214H141V216H140V221H141V219L143 218V217H145V214H143ZM45 213H46V215H45ZM51 213H52V215H51ZM53 213L55 214V215H53ZM84 213V214H83ZM87 213V214H86ZM90 213V214H89ZM95 213V214H94ZM98 213H99V215H98ZM29 214V213H28ZM47 214H48V218L47 219H50V217H52L51 219H54V220H47L46 219V216H47ZM105 214V215H104ZM144 216H143V215ZM27 215V214H26ZM42 215H45V216H42ZM89 215V216H88ZM102 215V216H101ZM15 216H17V218L15 217ZM29 216V215H28ZM31 216V215H30ZM29 216V218H31ZM45 217L44 218V220L42 221V217ZM97 216V219H95V217ZM100 216V217H99ZM104 216V217H103ZM54 217H56V218H54ZM86 217H88V218H86ZM142 217V218H141ZM94 218V219H93ZM106 218V219H105ZM31 219H33V218H31ZM99 219V220H98ZM101 219V220H100ZM103 219V220H102ZM147 219H149L148 218V216H147ZM13 220L16 222V224H14L15 222H13ZM17 220H18V222L22 225H18L17 223ZM62 220H63V216H62ZM98 220V221H97ZM142 220H145V221H143L142 222V225L144 226H142L143 227V231H144V233H146V234H144L145 236H144V238H146V240H147V234H148V223H147V220H146V217L144 218V219H142ZM89 221V222H88ZM98 222V223H95V222ZM108 221V222H107ZM13 222V223H12ZM45 222H46V224H47V226H46V224H45ZM50 222V223H49ZM55 222H57L56 224H55ZM108 223V224H106V223ZM147 224H146V223ZM86 223V224H85ZM90 223V224H89ZM94 223V224H93ZM144 223L146 224V226L144 225ZM52 225V226H49V225ZM85 224V225H84ZM90 225V227L89 226H87V225ZM97 226H96V225ZM99 224V225H98ZM14 225V226H13ZM80 225V226H79ZM92 225V226H91ZM96 227H95V226ZM14 227V229H13V227ZM18 226V227H17ZM83 226H86V227H83ZM93 226L95 227V228H93ZM21 229H20V228ZM25 229H24V228ZM48 227H50V230H49V228ZM83 227V228H82ZM102 227V228H103ZM104 227V228H105ZM145 227H146V229H145ZM1 228V227H0ZM11 228V229H10ZM48 228V229H47ZM60 228V229H59ZM92 228H93V230H92ZM99 228H97V229H99ZM103 228V229H104ZM150 228V227H149ZM12 230L13 229V231H9V232H7L6 233V230ZM20 229V230H19ZM22 229H24V231L22 232ZM28 229V228H27ZM26 229V230H27ZM48 230V232L46 231V230ZM54 229V230H53ZM90 230V231H89ZM102 230V229H101ZM106 230V229H105ZM15 231H18V233H16ZM45 231V232H44ZM88 231V232H87ZM146 231V232H145ZM12 232H14V233H12ZM20 232H22V233H20ZM25 232V233H24ZM51 232V233H50ZM11 235H10V234ZM17 234V237H19L18 235H19V233H20V237L19 238H14V235H16ZM42 233H41V235L40 236H42ZM9 234V235H8ZM37 234V233H36ZM82 234V233H81ZM90 234V235H89ZM92 234V235H91ZM0 235V236H1ZM8 235V236H7ZM39 235V234H38ZM51 235V236H50ZM55 235V234H54ZM78 237V239H77V237ZM82 236V237H81ZM86 236H88V237H86ZM89 236H91V237H89ZM6 237H11V238H6ZM13 237V238H12ZM148 240L151 238L152 240H154L153 239V237L149 234L148 235ZM55 238H56V236H55ZM54 238V239H55ZM82 238V239H81ZM90 238V239H89ZM163 238V237H162ZM161 238V239H162ZM7 239V240H6ZM20 239V240H19ZM51 240L53 239V238H50ZM80 239V240H79ZM86 241H85V240ZM150 239V240H151ZM164 239V238H163ZM3 240H4V242H3ZM12 240V241H11ZM51 240H49V241H51ZM78 240V241H77ZM45 241H46V239H45ZM49 241H47L48 243H49ZM52 241H54V240H52ZM14 242V243H13ZM19 242H18V246H19ZM78 244H76V243ZM79 242H80V245H79ZM83 242V243H82ZM75 243V244H74ZM82 243V244H81ZM21 244V243H20ZM72 245V246H71ZM16 246H17V244H15V246H13L14 247V249L16 248ZM17 246V247H18ZM78 246V247H77ZM81 247V249H80V247ZM20 247V246H19ZM75 247H77V251H78V253L80 252V250L82 251V255H81V252L79 253V254H77V252H75L76 251V249H75ZM85 247V246H84ZM144 248H142V249H145V246H143ZM79 248V249H78ZM147 248V247H146ZM2 249V250H1ZM74 249H75V251H74ZM65 250V251H64ZM72 250H73V253H71L72 252ZM145 250H147V249H145ZM145 250H143L144 252H146ZM16 251V250H15ZM51 252H53V250L51 249ZM57 252H58V254H59V256L57 255ZM13 253V252H12ZM77 254V256H75L76 254ZM63 254V255H62ZM13 255V254H12ZM58 256L57 258H55L56 256ZM7 256V257H6ZM66 257V258H65ZM80 257V258H79ZM62 258H63V260H62ZM65 258V259H64ZM76 258V259H75ZM71 259H72V261H71ZM74 259V260H73ZM66 260V261H65ZM76 260V261H75ZM80 260H82V261H80ZM84 261V262H83ZM86 261V262H85ZM3 262V263H2ZM66 262V263H65ZM75 262V263H74ZM90 264V263H89Z\"/></svg>",
  "mask_w": 264,
  "mask_h": 264
}]
</instances>
